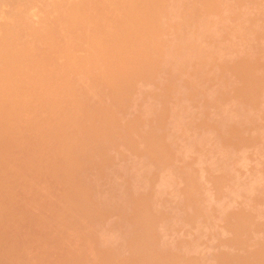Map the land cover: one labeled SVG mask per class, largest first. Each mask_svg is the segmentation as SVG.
I'll return each instance as SVG.
<instances>
[{"label": "rangeland", "instance_id": "obj_1", "mask_svg": "<svg viewBox=\"0 0 264 264\" xmlns=\"http://www.w3.org/2000/svg\"><path fill=\"white\" fill-rule=\"evenodd\" d=\"M56 1H59V0H56ZM114 1H116V2L119 1V3L117 4V9L116 10L115 9L112 10L110 8V4L113 3ZM157 1L159 3L160 2H164V8H163V10L165 11V13L166 12L169 13V16L166 17L165 20L166 21H169L170 24H175V26H177V27L180 26V27H178L180 30L177 29V27H173L172 29L175 30V32H172L171 33V31L169 30L171 34L169 33V31H167V33H169V35H166L165 34L161 38H163L164 36H167L168 38H171L173 33H174L173 35H176L175 34L176 33V30H179L178 32L182 33L181 32L182 29H183L182 25L184 24V22H183L182 25H176V24H181L180 22H182V20H183V18L185 16H186L184 18L185 21H186V18L187 17L189 18L190 21H192L190 23L191 26L193 24H196V26H198V27H196L195 25H193V27L190 26L194 30L197 28L200 31V30L203 29L202 27L199 28L200 25L204 27V25H206L207 23H209V25L208 24L207 25L208 26H210V24L212 25L211 26V28H212L211 29L212 30L211 32L212 33L214 32V35L215 36L213 35V38L211 37L212 39L209 38V40L208 39H205L206 42H204V37L205 36L204 37H200V39L203 38L202 39L203 41H201L199 39V37H198V38H196L197 39V42L199 43L201 41L202 42L201 43L202 45H203V42H204V45L207 47L205 49H208L207 51H203L204 52V55L203 56H206V55L210 54L211 52H213L212 53L213 61L212 60H211L212 62L210 61L209 68L212 67L213 65H215V66H218V69H219V66L224 65V66L227 67L228 71H226L225 73H221L222 76H220L221 74L219 75V72L215 71L216 72L215 75L216 76L219 75L218 77H215L214 71H210L209 68L208 69H204V70H199L200 67H201L200 64H198L199 65L198 66V65L195 64V61L196 60L195 61H192V63H191L189 61L190 59H188L189 63H188L187 68H186L187 71H185L186 69H183V71H185V72H182V75H179V71H182V70H179L180 68L178 69V67L180 65L182 66V64L185 61H183V63H181L180 60H177V61L180 62V65L177 66V68L175 67L176 68L175 71L177 69L179 70L178 71V75H176L177 72H176V74H173L175 71L173 72V70H172L174 68V67L172 68L173 64H174V66H176L175 65L176 61L172 60V61L175 62V63L173 62V64H172L171 62H169V61H171V58H170L169 61H168V59L167 60L165 59L166 62L165 63L163 62L164 63V66L167 65L166 64L167 62H168V64L169 63L172 64V65H169V66H171L172 69H170V67L167 65V67L169 68V70H172V71H169V70H167V71H169L170 73H172V75H174V76H178V78L176 77V81H177V79H179L178 80V85L179 84L180 85L179 86L176 85L177 88H175V87L174 88L176 89L175 92L177 91L176 93H178V90L177 89H178V87H180L179 88L180 89L179 91L181 92V94L180 93H179V95L176 94V93L173 94V92L172 93H169L170 95L173 94L174 97H176V95L178 96L176 98H172L173 97V95H172L171 98H172L173 101H171V98H169L170 97L169 95H162V93L165 92V88L168 87L169 85H171V83L169 84L167 81H165L167 78H170V77H168V75L166 76L165 73L167 71L163 67L161 70L163 71V69H164L166 72L159 71V73H160L159 75H161V73H164L165 75L164 74H162V75L166 76V78L161 75L162 76V78H161L162 80L161 81H165L169 85L164 84L165 83L164 82L163 85H165V86H159V87H165L163 89L164 91H162V90L160 91V92H162L160 95H162L163 97L164 96L165 97L166 96H169V97L168 98L167 97L166 98H159V99H161L160 102L162 101V103H163V101H165L166 99H167L166 102L168 100H170L171 102H174L173 104H175V105H181L182 102H184L185 104H183V107L185 108V110L184 109L183 110L184 111H187V109H188L190 111V116H191V114L195 115V117L193 115H192V117H190L189 116V111H187L188 112V115L185 116L184 111L180 110L181 108L178 107L179 108V111H182L183 112V115L181 114L180 117L182 116L184 118V116H185V117H189L190 119L192 118L191 121L194 120L193 121L194 122L193 124H195L194 126L196 127L194 129V126H192L193 127L192 128L191 127L192 124H190V128L191 129H194V130H190L189 129V131H186L184 129L186 131V133L188 134V136L190 137V138H188V140H186L187 137H186V139H184L186 133H185L184 130H183L184 131L183 132L181 129L182 128H185L188 125H186L187 124L186 122H185L186 124L183 122L184 121L183 118L181 117L182 119H180V120H183L182 123H184L186 126L185 127L183 126L180 129L181 131L178 130V133H177V128L174 127V125L178 124V122L180 123V121H177V118L178 117L177 118L176 117L174 118V120H176V123H174L175 121L174 122L172 121L173 124L167 122V121H169L167 119H170V117H168V115H167V119H165L166 118V114L169 113V112H165L166 110L169 111L168 109H170V113L172 114V112H171L172 109L171 108H168V106H167V104L169 105L170 102L169 103H166L165 102L166 104H162V106H164L163 109H162L160 107L161 106L160 105L161 103H159V100L158 101H156L157 99L153 100L155 98V95H156L157 98L160 96V95H157L160 92L157 91V89L159 90V88H157L156 85H162V82L161 81H159L160 84L158 83V80L160 79L161 76L159 77V79L158 78L155 79L157 82H155V80H153L155 83H157V84H155L153 82H148L149 80L154 79L151 76V75L154 76V74H151L150 77H149V75L148 76H145V77H149L151 79L146 80V78H145V81L146 82H144L143 78H144V75H146V74H141L143 76V78L141 80L140 79L141 78V75L139 73H138L139 74L138 75L139 78H138V76L136 77V75L133 73L135 75L134 78H136L135 81L138 84L137 85L136 84H132V85L128 84V85L134 86L133 89L137 86L136 87L137 92L135 93L136 90L134 91L132 89L135 94H132L133 91L130 92V94H128V93L127 94H122L120 96V98L124 101L125 104L121 103L122 106H119V103L117 102L116 103V104H118L117 106H114L113 105L115 107V109L117 107H119V109H120V107H121V110H119L121 112H119L117 110L120 114H122V116H121L118 112H117L118 114L116 113V110H114L115 111L114 112L112 110L114 107L111 106L112 104H115V103H112L111 104V102H114L112 99L115 98L114 100H117V97H116V95L114 93H116L117 91H118V93H120L119 90H117V87L115 88L117 91L116 92L114 91L113 94H111L112 91H110L112 89H110L109 91L107 89H105L106 91L110 92V95H108L109 94L108 92L106 93L108 96H106V94H104L105 93L104 90H102L104 92L103 94L105 95V96L103 95V97H101L102 94L100 95V92H102V91H94V93H97L96 95L92 91L93 88H97V90H98V85L97 84H99V86L102 87V85H103L102 82L104 81L103 83H105V79H107L106 82L108 81V83H110V85L109 84H105V86L106 85H107V87L108 86L109 87L111 86L114 89L115 85H114V87H113V84L111 85V81L113 79H115V77H113V79L111 80V78L114 75V73H112L113 75H111L110 72L100 73L99 70H98L97 71V74H95V76L93 78L96 81L98 79L99 80H102L104 78L102 80V82L100 81L102 85H100V83H98L99 80H98V82H93V80L91 78V80L93 82L91 85H92L93 88H91V90H88L86 87H88V84L90 85V83H91L90 80H89L90 83L88 82V84H87V83L83 82L84 79H82V81L80 80V78L77 79L79 76L80 77L82 76L81 78H84V76L81 75L82 74L81 72H77L76 71L77 68H78V64H73L71 66V69L72 70H75L76 77H77V78H75V76H74L73 79L79 80V81H77V87L80 86V85L78 86L79 82H80V84H82L81 82H83V84H85V86L83 84H82V86H84V88H86V90H88L89 94L90 93L94 94V96H93L92 94H90V95L87 94L86 93L87 91H85V93L83 92V94H87L88 95V96L87 95L86 96H87V98L90 101V105H91L90 106V109L92 107L91 113H90V111H89V113H87L89 115H87L86 113L84 114V115H86L87 118L88 117H91L94 113H95L94 115H96V113L99 114L100 113V110L103 113H105L106 110H108V111L111 110L112 113H116L117 115H119V116L116 115V117L120 118L121 120H119V121H122V122L121 123L118 122V119H117V120H114V122H112V124L114 125V127L116 125L114 123H117V122L119 124L118 126H120L121 124H124L123 126L126 125L127 128L126 127L125 128L124 127H121V128H124V130L126 129V131L130 127V129H128V131L130 130V136L133 135L132 132H134V134L137 136V138L135 139V135L133 136V138L136 141L133 138L129 137V133H126L122 129L123 132L126 133L125 136L128 135V137H129L130 140H128V138H125V139L128 140V141H130V143L133 142V140H134V142H136L135 145L137 143L139 144V146L142 145V147H143V151L142 152H144V150L147 151L148 150L147 148L148 147H151L150 146V143H149L147 145V148L146 147L144 148L145 143L147 144L148 142H151L152 141V139H149V138H153V139L155 138L156 131H154L155 132L154 133L153 131H151V129L152 130L153 129L154 130H157V128H159V126H161V124H159V123L161 121H163V119L160 118L164 114L163 112L166 113V114L163 115V117H164L165 120H167V121H165V120L163 121L164 123L166 122V125H164V127L167 128L170 124H172V125H170L171 131H170L169 135L172 134V133H176V134H174V137H175L176 135L179 134V132L181 133L180 134L181 137H177V139H176V137L174 138L172 135H171V138H169V136H166L165 135L166 132H164L165 129L162 130L164 132V134H163V132H158L157 131L159 133V135L161 134L160 136L162 137V139H163V136L164 137L166 136L169 141L172 138L175 139V140H171V142H173L174 145L172 143H170L167 139L164 140V143H166L168 145L170 143V149L169 150L166 149L165 150V153H163L160 150V148H158L160 150V152H161V154H160L159 150L157 151V147L156 148H149V150H151V151L153 149H156L155 151H152V152L147 151V152H149V154L146 152L147 153L146 155L152 156V157L149 156L150 158L153 159L152 161H151V159H148L149 157L146 158L145 153L140 152V149L142 150V147L141 148H138V144L136 145V147L134 145H132V146H134L132 148L133 150L131 149L132 150V155H133L134 152H136L139 149L138 152H136L134 154L138 157V155L140 156L139 153H142L143 155L141 154V156L143 157L145 155V157H144V158H146L145 160H147L148 162L150 160L151 166L154 167V168L153 167L149 168L150 170L148 169L149 171L153 170V172L151 173L152 177L155 174V176L157 175L156 177H159V178L161 177V179L164 180V183H162L161 186L158 185V184L156 185L157 186V189L159 188V190H160L159 194L156 195L155 193H158V192L157 191H155V192L153 191L154 189L156 190V186H155L154 189H152L153 186L151 187V185L152 184H155V182H156L155 179L157 180L158 178H156L154 176L155 179L153 178L154 179V181H153L151 179L152 177H151V175H150V173L148 171L147 173H149V178L146 177V180L147 179L148 180L150 179L149 181H151V185L149 187V185H147V183H145L146 184L145 186H147L149 188V191H148V188H147L146 189V192L147 193H150L151 192V193L150 194H147L146 193V196H145V192L143 191V188H144L143 187L144 186V181L143 180L144 179H142V178H144V177H142V176H146L148 174L145 173L146 171H143L142 169H140V172L142 171L143 173H145V175L141 174L142 176L141 175H139V176L141 177V179L143 181V184H142L143 185L142 186L143 188L141 190L144 193H140V191H139V194H136L138 192L134 193L133 192L134 191L133 189H132L133 190L132 191L130 188H126L125 187L126 184H129L128 186L130 187V183L132 181L131 179H133L131 177H133L134 175L137 176V174H139V170H135L138 165H141L143 163L142 164L143 167L142 166L139 167V168H143V169L148 168L149 167L148 165H150V164H148L146 162L147 163V166H148V167H146L145 166L146 163L144 162V160L141 159L143 162H140L141 160L139 161L138 159H136L135 158L136 156L134 157V156L131 155L132 157L131 158L129 157V153L131 154V152H130L131 151L130 150L131 144H127L126 145V143H128V142H126L124 144L125 145L124 148H126V149L124 150V148L122 149L123 145L120 146L118 144H122L123 141L125 142V139H123V141L120 140L122 143L120 141H119L120 143L117 142L118 143V144H116L117 145V148H118V146H120L121 149L120 148H118V149H119V152L122 151V153L119 154L118 151H117V153L119 154V156L117 155L118 157H114L115 155L112 153L111 150L109 151V149H110L109 147H108L109 148L108 149L109 152L105 151V150H107L106 147L107 146H110V145L107 144V146H106V144H105V148L106 149L103 148L104 147L103 146V144H104L103 142H105V140H106V139L105 140L103 139L104 140L102 142L103 143L102 144L103 147H100L101 144H96V146H94V148L96 147L97 152H99L98 150H100V152H101L102 151L101 149L103 148L102 153L104 155V152H105V155L104 156L103 155H100V154L97 155V153H96V156H95V151L96 150L94 151V148L92 146V142H90L92 140L88 141L89 147L92 146V147L89 148V150L91 151V149H92V151H94V154L91 153L92 154V159H91V154H90V156L88 155L89 156L88 158H90L89 161L92 162L93 158H95V157H97V159L99 161L100 159L98 157L101 158V156H103L105 158V160L102 157L103 158L102 161H106V157H108L107 158L108 161L109 160L111 161L112 159H114V160H112V163H113V161L115 163V160L117 158H119V157L122 158L123 157V156H120V155H124V158H125L126 157V154L128 153L127 154V157L129 159H127V160H130V161H125L127 157L125 158V160L122 158L123 161L121 159H118V161L116 160L117 161V164H118L117 165L118 167L115 165L116 168H114V169H115L116 172H117V170H121V173L123 171H125V170L128 169L129 171L128 170L127 171L130 172L129 174H132V175H131V177H129L130 175H128V178H127L126 177L127 174H125L126 176L123 174L125 176V178L123 176V178L125 180V185H124L122 183V182H124V180L120 177L122 175L121 173H119L121 175L119 176L118 179H113L114 176L116 178L118 176V175L117 176L114 175V173H109L107 176L104 175L105 173L107 174V172H106L107 170L112 169L110 171L111 172L114 171L113 170V167L110 165V164H112L111 162H108L107 163L108 165H110V167L108 166V169L106 168L104 174H102V175H99V173H100L101 170L98 171L96 168H94V171L97 170L96 172H98V173L96 174L95 172L94 173L92 172L93 173L92 175H94V176L95 175L96 176L99 175L101 178L103 176H105V179H101L99 177L101 180L98 178V180H100V181L99 182L98 181L97 182L95 181L96 184L98 185L95 188H97L98 190L96 189L97 192L94 191V190H92V189H91V191H88V193L92 192L91 193L92 195H90L91 196V198H90V201L91 202L89 200L88 201H85L84 200V202L82 203V207H84L85 202L93 203L94 204V207L96 206L95 205V201H96V203L98 205L101 202L104 203L105 200H104V197L101 196V194L104 195V196H106V194L109 193V191L111 189L114 190L111 187H114L115 186L114 188H116L119 185H120L119 187H121L122 185L119 184V182H121L124 185L123 187H125V190L126 189L127 190L129 189L132 192V194H128L127 193L128 194V200H127L128 202L129 201H132V200H130L131 195H132L131 198L134 199V201H132V203L135 204V205H133V208L131 206L132 203L131 202L129 203V204H131L130 206H131L132 210L134 212H136L137 210L141 211V209H143V210L145 209L143 212L142 211L141 212L138 211V215L139 214L141 215V213H142L141 219L143 220V222L144 223H145V221L147 222L145 224L144 223L141 224L142 230H143V228H145L142 225H146L150 221L153 222V226L155 225L154 223L156 222V220H157V222H156L157 224H161V223L164 224V223L167 222V224L169 223L168 226H171V227L175 224L174 228L172 227L174 230H172V231L171 230H168L170 232V234L172 233L171 235H169V232H166V230H165V232L168 233L166 235L164 233V229L162 230V228H160V225H157L156 224L155 227H152L155 230L157 229L156 232H155V234H157V236L158 235L159 236L163 235L164 237L166 236L165 239L168 242L167 245H170L169 247H166V248L171 249L170 247L173 246V244H175V242H176V246H178V249L175 251L176 253L173 252V250H172L174 248L171 249V251L173 252L172 253L170 250L168 251L167 249H165V248H163L161 246L162 243L163 244L165 243V245H166L165 240L161 244H158V246L160 245L162 247L161 248L159 246L160 247L159 249H161L160 250L161 252H163L164 250H167V253H166V251H165V253L163 252L162 254L161 253H158V255H160V256H158L159 257L158 259H160V261H162V264H163V260H165L164 261V264H165L168 261V258L170 257V255L172 256V254L173 255L175 254L177 256V257L176 256H174V257L172 256V258L170 257V259H169L168 262L173 261V264H175V263L176 264L177 263L179 264L180 263L179 262V259H180V261H182L183 260L182 258H184L185 260H187V262H188V260L192 259L193 261L190 260V263L192 261L193 264H221V263L222 264H226L222 260V256H224L225 253L227 254V252H228L227 255H229L230 252H232V254L233 253L234 254H237L234 257L235 259L236 258H240V259L243 258L244 259L245 256H243V255L246 254V258L248 260H249V258H252V259H250L251 262H249V264H252V263L255 264L256 261L255 262L252 261L253 260V257L254 258L257 257V254L259 253L258 250H260V248H261L260 246L264 247L261 244L264 241V230L263 231H259V230H262V229H259V226H261L262 224H263V226H261V228L264 229V117H263V115H264V85H260V80H259V79H262V77H264V0H216V8L214 10L219 9L220 11H222V13L219 14V15H216L217 13H215V12H210V15L208 13H206V15H205L204 12L205 11L208 12V11L205 10L204 5L201 3V1L199 2L197 0H183V1H181V2H183V6L181 5V3L176 6V4H174V1H172V0H160V1L157 0ZM63 2H64L63 3L64 5H65V2H66V4L68 6L67 5H65V6L66 7H69V4H71L73 2L77 3V0H65ZM68 2H70V3H68ZM42 4L43 3H41V4L38 3L39 6L38 5H35L36 7L33 6L32 7L33 9L31 8L32 10L31 11L29 10L31 16L34 17V18H32V19H31V17L29 18V16H28L29 12L27 13L28 21L30 22V19L33 21V24H31L32 27L36 23L35 24V27H33L32 30L38 28V29L44 31L46 29V26L48 28L49 27V23H51V21H50L51 19H49V16L50 17L51 16L53 17V15L56 14V12L54 13V11L53 12L51 11L52 14L50 12L48 13V11H44V8H45L44 6H46V5L43 6ZM124 4H125V0H91L90 3H89V5H88L89 8L87 9V11L83 12L79 16V18L77 19L78 20V23L81 24V25H83L84 28H79V26L78 27H72V25H71L70 28L66 27V28H68L67 29L68 32L70 30V33L63 32L61 35H58V34H60V32L65 31L64 29H62L63 27L61 28L62 25H60V28H61L62 31L60 30V32L56 35L57 36L55 38L56 41L61 44V47H63L64 50L69 51L70 56L72 55L71 56L72 59L74 58L75 61H77L76 58H78L79 55H81L83 53L86 54L88 52V48L86 49L87 42L85 43L86 45H84V43H83V45H81L82 42L79 43V41H81L82 39H80L78 37L82 34L83 29H85V30H93L94 27L97 25V23H100L101 22L103 24V23H105L107 21H115L116 19H120L119 17H120V15L122 13V10L124 9ZM40 6H42V7H40ZM179 6H182V7L178 8ZM50 7H52V6H50ZM10 8L11 7H9V9ZM42 8H43V11H41ZM6 11H9L7 9V7H6ZM55 17H56V15H55ZM188 18H187L186 23L188 22ZM33 19H36V20H33ZM53 19L52 20L55 21V18H53ZM45 20H49L50 22H47L46 23ZM116 21H118V20H116ZM44 22L46 24H48V25H46ZM203 22H205L206 24L204 23V25H202ZM54 24H56V23H54ZM187 24H189V23H187ZM64 26H66V25H64ZM183 26L185 27V24ZM187 26H189V25H186L185 31L183 29V32H185L187 35L185 33L184 34L182 33V34L185 35V36H187V37H190L191 35H189V33L191 34L193 29L190 30L191 32L188 31L189 33H187L186 30H189V28H190V27H188V29H187ZM181 27H182V29H181ZM56 28H57V25H56ZM206 28L208 29V31H210V29H209L210 27H206ZM207 29H206V31H207ZM57 30H54V31L58 32ZM203 30H202V32H203ZM27 32H28V35H27ZM27 32L26 31L24 32V33H26V36H28V37H26V39L29 38V37L30 38L31 37H34L32 35L33 34L32 32H30V31H27ZM211 32L209 34H211ZM24 33H23V35H24ZM65 33H67V35ZM196 33L194 32V34H196ZM204 33L207 36L206 32H204ZM30 34L32 36H29ZM70 34H73V40L70 39V37H71ZM182 34L180 36H182ZM192 36H193V34H192ZM143 37H142V39H145ZM173 37H175V36H173ZM176 37H175V40H178V41H175L173 38H171L170 41L171 40H174L175 41V44H177L176 42H178V44H179L178 36H176ZM194 37H196V36H194ZM22 39H24L26 41L25 37H23ZM122 39H119V40L122 41ZM164 39H167V38L164 37ZM164 39H162V40H164ZM196 39H194V40H196ZM198 39H199V41H198ZM29 40L27 39V41H26L27 42V47H28V44H29V48H30L31 47L30 45H32V43L34 42L33 43V45H34L33 46L34 47V50L33 51H36L37 52L35 54H40V55H43L44 54L45 55V53H47L49 55V53H51V55H49L48 57L51 56L52 58L53 57L55 58L56 53L59 51V46H57V45L56 46L58 47L57 48L58 51L55 52L54 51L55 47L51 51V49L53 47L52 48L49 47L48 44H46V43H44L42 41H39L38 39L36 40V39L31 38ZM124 40L127 41V42L128 41H131L130 38L123 39V41ZM167 40H166V44L168 42ZM23 41H21V43ZM31 41H32V43L30 44ZM120 41H119V43H120ZM123 41H122V43H123ZM125 41H124V44L126 43ZM174 41H171L172 46L169 44L170 42H168V45H170L171 47H173ZM16 43H20V40H19V42L16 41ZM164 43H165V40H164ZM207 43H208V45H206ZM13 44H11V46H9L8 47V50H7L8 51L7 53L10 56L12 55V57L15 54L18 55V53H15V52L18 51L19 49L16 50V48L21 47L20 46L21 44H19V45L17 44L18 47H16V44H14V45ZM201 44L199 43V45H201ZM24 45L22 43V47ZM80 45L83 46V47H85L84 48L85 51L83 50V48L80 47ZM204 45H203V50H204V47H205ZM178 46L179 45H176V46L174 45V49L176 48V50H177ZM216 47H220L219 50H217L218 48H216ZM32 48H30V50H32ZM149 48H148V50H149ZM22 49L19 50L18 52H20V51H24V52L27 51V50H24V49L22 50ZM171 50H173V48ZM132 51H134V46L132 44H127V45L123 46L120 49V52L119 53H121L120 54L121 56H124V55L132 56L133 55ZM89 52H90V50H89ZM205 52H206V54H205ZM129 53L131 55H128ZM174 54L177 55L176 53H174ZM174 54H172V55L175 56ZM241 54H243L242 56L246 57L250 61V63L253 64V69H255L254 70L255 73L254 72H251L250 75L247 74V77L249 76L248 82L251 80L250 83H249L250 85H248V86H250V88H252V92L253 93L250 92L251 93L250 94L248 92V94H250V95H248V94H245V95H248L249 96L248 98L251 99V101L248 98L246 99L247 96L245 97V100H243L242 102L240 100H242L244 98H241L238 101H240L242 103V105H243V102L246 101V100H249L248 101L250 103L249 105H251L252 101H253V104H255V106H256V104L258 105V108H257L258 111L255 110V108H253L254 107L253 105H252V108L250 106V108L252 110H255L256 116L254 117V115H253L254 119L248 120V122H246V123H244L245 121H247V119H245V118H253V117H251L252 115L249 116V114H252L254 111H252V113H250L251 112V109H249L250 112H248L249 110L246 109L247 107H246V105H245L246 103H245L243 105L245 107H242V108H243V111L248 110L247 111L248 112L247 115L249 117L247 115H245V112L241 111L242 113H244L243 116H245V117H242V115H239V113H237L241 118H244V119H241L240 117H238L235 114L236 111L240 112L239 110H241V107H238L239 106L238 104H240V102L238 103L237 100L236 101L233 100V96L237 94V92L235 91L236 84L239 85L236 88H238V87L241 88L242 87V84H243L242 81H241L242 83L239 82V76H243V75L238 74V71H237V67H238L239 62H240L239 59H240V57H242ZM40 55H38L39 56V59H40V57H43V56H40ZM61 55H63V53H61L60 56ZM57 56L59 57V55H57ZM64 56H65V54L62 57H60V58L57 57L59 60H61V61H59V60L58 61L59 62H62L64 60V58H63ZM70 56H68L69 59H67L68 57L65 58L66 63H68L67 61L70 60V58H71ZM89 56H84L83 58H88ZM1 58H0V62H1ZM123 58L125 59V57H123ZM128 58H130V57H127L126 59H128ZM2 59L5 61L4 68H6L5 69L6 70L5 71L6 74L8 73V71L9 72L10 71L16 72L14 74H16L17 76L19 74V77L18 78L16 77L18 79L16 82H17V85L19 84V87L16 86V89L18 88V90H19V88H20V94H18L19 91L16 92V90H15V92L17 94V96L14 95V96H16L15 99L17 98V100H19L22 103V105H23V103L27 104L28 107L30 106L29 105L30 102H32L33 104L31 106H34L35 109L37 108L36 110H39V112L41 113L40 115L41 116H44L45 114L42 115L43 114L42 111L43 112H44V110L47 111V108L45 109V107L48 104H46V103H49L47 101H50L49 99L45 98V96L48 97L47 95L49 93H47L45 95V93L48 92V91H46L47 89H44L45 85H44V87H41V91L39 90L40 87L38 88V90H36L37 89L36 85H38V86L41 85L42 86L43 84L47 83L46 80L44 81L45 83H43V80H42V79L46 78V76H44V78L40 79V81L42 80L41 81L42 83L39 82V81L37 82V83H41V84H37L36 83V80H39V79H36L35 78V76L37 74L40 75V74H42L44 72L43 69H42V72L40 71L41 73H38L37 72V74L35 73V76L33 75L34 78H35V84L32 82V81H34L33 79H32V81H30L36 87V89H33V88H30V87H33V86L30 85V82H29V79L31 80V77L33 78V76L30 73L27 75V70H28L29 67H31L30 64H29V67L27 66L28 68H25L24 71L22 72V74L20 75L21 72H19L17 74V71L18 70L15 71L16 70L15 67L18 66L17 68H19V70H21L22 69L20 67L21 64L16 65V66H15V64L12 65V63L9 64V62L11 60H10V58H8V62H7V65H6V60L7 59H5L4 57ZM39 59L36 58V61L38 62V65L36 63L37 67L38 66L41 67V65L43 64L42 63L43 61L41 62V60H39ZM79 59H82V57L79 58ZM38 60L42 64H40V62ZM183 60H185V59H183ZM193 60H194V58H193ZM55 62H57V61H54V64L56 65ZM59 62H57V63L59 64ZM179 62H177V63L179 64ZM62 63H65V61H63ZM60 66L62 68L64 65L61 64ZM66 66H68V65H66ZM196 67L198 68V71L197 70L196 71L193 70V69H197ZM201 69H203V68L201 67ZM30 70H32V69H29L28 72H30ZM57 70H59V69H57ZM36 71H33V73L36 72ZM60 71H59V74H57L59 76V77L57 76V78H60V75H63V74H60L61 73ZM24 72H26V74ZM47 72H48V76H49V71H47ZM73 72L70 71L71 75H72ZM10 73H8V75H11V74L14 75L13 73H11V74ZM74 73H73V75H75ZM78 73H80V74L78 75ZM50 74H51V72H50ZM45 75H47V74L45 73ZM157 75L158 74L156 73L155 76H157ZM28 76H31V77L29 78ZM85 77H86V75H85ZM128 78L130 80V78H133V77L128 76ZM128 78H127V82L124 80L126 83H129L128 82ZM171 79H172V77H171ZM86 80H88L87 77H86L85 81ZM173 80L175 81V77H174ZM245 80L247 82V79L246 78H245ZM141 81H143V82H141ZM176 81L173 82L174 84L172 83V85L175 86ZM57 82L60 83V80L57 81ZM130 82L131 83H134L133 79H131ZM246 82H245V84H247ZM94 83H97L96 84L97 87H96V85ZM214 83L216 85L215 87H213ZM26 84H29L30 85L28 87V88H30V89H28V92L31 89H33V91H35V93H36V91H40L42 93V91L45 90L44 91L45 93L44 92L42 93L45 96L44 97H43V95H40L39 96V94H38L36 96H39V97H35L34 96V98H31V97H33V96H31L32 93L29 94V95H27L28 93L27 94H23V91L21 89H22V87H26L25 86ZM50 84L51 83H49V86H53V85L55 86V84H53V83H52L53 85L52 84L50 85ZM93 84L95 86H93ZM118 84H121V83L119 82ZM245 84H244V86H245ZM210 85H211V87H210ZM240 85H241V87H240ZM54 86L52 87L53 90H55V87L57 88V85L55 87ZM105 86H103V87L105 88ZM47 87L48 86L46 85V88ZM101 87H99V88H101ZM208 87H209V89H211L213 87L212 90L214 92L211 91V90H209V92H207ZM48 88H51V87H48ZM88 88L90 89V87H88ZM82 89L83 88L80 87L79 90H82ZM101 89H103V88H101ZM25 90H27V89L25 88L24 89V92H25ZM58 91H59V94H60L59 88H58ZM223 91H225V92L227 91L229 94L226 92L224 94L225 96L224 95L222 96L221 92H223ZM31 92H32V90H31ZM98 92H99V95H98ZM154 92H156V93H154ZM35 93H33V95H35ZM37 93H39V92H37ZM52 94H54V92ZM52 94H50L49 96H51ZM148 94L150 95V97H152V98L154 97V98L153 99L152 98L151 99L148 98V96H147ZM151 94H153L154 96L151 95ZM226 94H227V96H226ZM56 95H58L57 92H56ZM180 95H181V99L184 96V98H183L184 100L182 99V101H179V103L181 102V104H178V101L175 102L174 99L177 100V98H178V100H179L180 99L179 98ZM251 95H252V98H254V99L250 98ZM90 96L91 97L93 96V97L90 98ZM113 96H115V97H113ZM208 97H211L213 103H212V106H210V105H208V103H206L207 106H208V107H206L205 106L206 104H205V100L204 99L207 100ZM202 98H204V99H202ZM46 99H47V101H46ZM3 100L4 99H2L0 102H3ZM213 100L215 101V104H214V101ZM155 101H156V103L157 102L159 103V106L158 107H160V110H158V107H156V108H157L158 111H162L161 112L162 115L160 114V117H157L158 119L160 118L159 119V122H157L158 120L156 119L155 116L150 115V114H147V116L148 115L151 116V117L148 116L149 119H147V121H149L150 124H152V125L153 124L154 125H157L155 123H158L159 124V126L157 128H156V126L155 127L153 126L152 128H149L152 125L148 124V125H150V126H148L146 124L148 122H144L142 119L145 118V120H146L147 117H143V116L147 112L148 113L151 112V110H148V109H151L152 108V106H153L152 104H154ZM5 102L6 101H4V103ZM86 102H87V100H86ZM210 102H211V100L209 101V103ZM87 103H86V105H87ZM156 103H155L154 106H156L158 104V103L157 104ZM170 104H172V103H170ZM0 105H1L0 106V184H2V186H0L1 187L0 188V192L3 191L4 188H7L8 189V190L7 189L4 190L5 193H4V191L2 193H0V205L1 206L3 205V207H2L3 209L0 207L1 208L0 209V212H1V210L3 211V213L2 212L0 213V215L3 214L2 216H0L1 217L0 218V234L3 233L2 232V229L3 230H4V228L7 229L6 227H8L9 225H11L10 227H8L9 228L8 230H6V231L4 230L7 233L4 232L5 233V234L3 233L4 235H0V252L2 251L3 253H5L6 254L5 257L7 255L9 256V254H7V253H13V252H15L14 253V255H15L14 257H16V258L13 257V259H16V260H15V263L14 264H28L29 262L31 264H44V263L45 264L46 263L47 264H76L77 261L79 260V258H78L79 255L80 256L82 255L83 257L80 258V261H78V264L80 262H81L80 264H85V263L86 264H90L91 262H92L91 264H120V263L121 264H126V263L127 264H130L131 261H134L135 262L137 258L140 261V258H139L140 256L138 257V255H135L134 253H131V254H134L135 256L129 254L130 253L129 248H128V250H129V252H128L127 248H125L123 246L124 244L126 246V243H124L122 245V243L125 242V241H127L128 239L127 240H123V242H121L122 240H120V239L117 238V236L119 238L124 237V236H119V233H120L119 231L120 230H121V232L123 231V229H119L120 227H122V226L125 227V230L126 231H128L129 228L127 229V227H128L127 224H126L127 227L124 226V224L126 223V220L125 219H124L125 221L122 220L123 221V225L121 223L119 225V227H117L118 224L116 225V223L114 224V222L118 221L119 219L121 220V218H124V216H127L130 213L132 215H135L137 213V212L136 213H132L133 211L129 212L131 210V208H130V210L128 209V211L126 209H124L125 207L128 208V206H129L128 204H127V206H124V208H122V209L126 210L129 213H127V214L124 215L122 213H124L125 211L122 210L123 212L121 214L123 216L121 215L122 216L121 217L120 214H119V212H121V210H119V212L116 211V209L118 208L117 207L118 205H117L116 202H118L120 200L122 201V199L126 201V197H125V195L122 192L121 193L124 196L122 195L123 197L122 196H121L122 198L120 197V195H121V193L119 191L120 188L119 189L117 188L118 191L114 193V194H116V193L118 194V192H119L120 195L119 196L118 195H116V196L113 195V198L114 197L115 198L116 197H120V200L114 199L115 201H113V200L112 201H109V204L107 202V205L108 206L110 205V202L111 203L112 202H115L116 203L115 205H117V206H115V207H117V208H114L115 209L114 211H112V207L109 208L111 210H107V208H108L107 205H106L107 208L105 206L104 207L101 206L102 208H105L106 210L102 211V209H101V211H100L99 208H101V207L97 205L99 208L98 207H95L97 209V211H95V212L98 213V211H99L100 213L99 214H96L95 213L96 214L95 215L94 214V210H92L93 204L90 205L91 206V210H90V207H87V206H89V204H87V203H86L87 206L85 205L87 208H85V207L82 208L80 205H77V206L72 205L76 209H80V212L82 210H85V212L87 214L86 215H83V217L88 216V214H89L88 211H90V212L92 211L93 212V215H95V217H93L91 214L90 215L94 219L98 215L99 216L101 215L103 217H106L107 218L106 222L104 221L105 218L103 219V217H97V219L99 220L100 218H102L103 220H101V221H104L103 223L106 225V228H111L110 230H108V229L106 230V228H103V230H101L102 229L101 228L102 225H101V227H100L101 229H100L99 227H97V223H96V226L95 227L93 225H90V224L88 225L87 221H84V220H87V219H84L82 216H80L79 217L80 219H78L77 218L78 216H76L77 215L76 214L77 212L74 209V207L71 208L68 205L64 206L65 205V203H64L65 200H63V202L61 203V197H60V195H61L62 186L60 185L61 182H58L59 181L58 180V176H60V175L62 176V173L60 175L58 173L60 172L59 170H61V169L65 170V169H64V166L63 167L61 166L63 163H60L61 161H59L57 159V157H56V160L54 159V156L55 155L51 156V157H53L51 159H49L50 156L48 155L49 153L51 155V153L53 154V153H55L57 151H54L53 150V144H50L49 143V144H47L45 146H44V144L43 145H40L42 142L39 143V140L41 141L42 139L40 138V135L39 134H38L39 135L38 136L39 138L36 137V135H37L36 133L40 132V131H38L39 130V127L40 126L42 127L44 124L42 125L41 123H39L40 126L39 125H36V126H38V128L35 127V129H34L33 128V125L36 124V123H34V124L32 123V125H31L32 127H30V125L28 123L31 122V119H32L33 115L31 113L32 116L30 117V111H29V109L27 110V111H29V115H28V112H26V113L24 112L23 113V110L26 111L25 109L28 108L27 106H25L24 109H21V107L19 108V109L22 110V114H19L18 115V112H16L17 115H13L14 113H11V111L14 108V106L11 109L12 105L8 104L9 106L7 107L8 108L7 109L5 107L6 105H2L1 103H0ZM107 105H109V106H107ZM175 105H172V106L169 105V107H173V106L175 107ZM236 105H238V106H236ZM242 105L240 104V106H242ZM19 106H18V103H17V107H19ZM88 106H89V103H88ZM234 106H235V108H234ZM247 106H248V103H247ZM17 107L15 108L16 111H18L17 110L18 109ZM109 107H111V108L109 109ZM165 107H167V108H165ZM174 107H173V110L175 109ZM180 107H182V105ZM237 107L240 108V109L238 110ZM86 108H89V107H86ZM97 108H98L99 111L97 110ZM104 108H106V110H103ZM154 108L155 107H153V109ZM178 108L175 109V110H177V112H178ZM9 109H11V111ZM15 109L13 110V112H15ZM31 109H33V107H31ZM93 109H96L98 112L94 111L92 113V110ZM235 109H237V110L235 112H233V110H235ZM36 110L33 111V112H35V114L36 113L38 114L39 112H36ZM88 110L85 109L84 111L88 112ZM155 110L156 109H154L152 111L155 112ZM175 110H174V112H175ZM108 111H107V113H108ZM154 112L153 113L151 112V113L154 114ZM44 113H47V112H44ZM109 113H111V112H109ZM157 113L159 114V112H157ZM179 113H175V114L178 115ZM158 114L155 113V115H158ZM175 114L174 115L172 114V116H175ZM54 115H55V113H54ZM54 115L52 116V118L54 117ZM56 115H55V117H56ZM84 115H82V116H84ZM169 116H171V115H169ZM84 117H82V118H84ZM86 117L83 120V123L81 121L82 124H84V121L86 120ZM92 117H98V116H92ZM215 118H219L218 120H220V123L222 124L220 126L221 128H222V126L228 124V126H226V127H228V130L229 131L228 132H225V130H224L225 135H221L223 132L222 133L219 132V134L221 135V137H220V135L218 136L217 134L214 135L215 134V131L217 130L216 129V126L217 125H214V124H216V120H214L215 122L213 121V119H215ZM29 119H30V122L28 121ZM150 119H152V121ZM154 119H156L157 121L154 122L153 121ZM190 119L189 120L188 119L186 120V121H188V124H189ZM210 119H212L210 122L214 123L213 125H212V123H209V120ZM221 119H222L223 122L226 121L227 124L225 123L223 125ZM237 120L240 121V123H241V120L242 121L245 120V121L243 122L244 124L240 127V126H238L236 124V123H238ZM90 121H88L89 124L86 125L88 127L89 131L91 132V133L88 132L89 134L93 135L92 132L96 133V131L99 132V131H102L104 129L102 127V126H104V125H102V122H100V121H97V122L95 121L94 122L93 119L90 120ZM12 122H19V124H18L17 127H15V126L13 127V125H17V124L16 123L13 124ZM86 122L87 121H85V123ZM151 122H154V123H151ZM170 122H171V120H170ZM10 123H12V126H11ZM20 123H23L24 126L26 124H28L29 127L27 125V128H29L30 131L27 130V128H26V130L28 132H26V133H25V131H23V133L22 132L20 133V132L17 131L15 133H12L10 135V137H11L10 138L9 135H8L9 132H7V130H9V128H8L9 125L8 124H10L11 128L12 127L13 128H19ZM182 123H181V125H184ZM208 123H209V125H207ZM217 123H218V121H217ZM163 124H162V126H163ZM241 124H239V125H241ZM113 125H112V127L111 126L110 127L113 128ZM86 126L82 125V128L83 127H86ZM207 126H209V127L213 126L214 127V129H210L209 130L210 133L213 132V134H209L208 132H207L208 134L205 133L206 132L205 129L208 128ZM20 127H22V126H20ZM41 127H40V130H41ZM176 127H178V126L176 125ZM229 127L230 128L234 127V128H232L233 129L232 130ZM13 128H12V130H14ZM30 128H33V130H31ZM43 128H44V126H43ZM82 128H81V131H82V134H83V132L86 131V128H85V130H83ZM111 128H110V131H111ZM116 128L119 129V130H121V128H118V127H116ZM170 128H167L166 131L169 130ZM187 128H189V127H187ZM197 128H198V130H197ZM236 128H237V130H236ZM255 128H259V129L256 130L255 132H253L255 130ZM113 129H115V128H113ZM113 129H112V131H114ZM161 129L159 128L158 130H161ZM223 129H226L227 130V128H225V126H224V128H222L221 131H223ZM240 129L242 131V135H241V136H243V138L241 137L242 139L241 138L240 139L238 138L240 135H235V134H241V132H239ZM4 130H6L4 132V134L6 135V132H7V135L9 137V138L8 137H6V138L8 140H11V142L9 141L10 143L7 142L8 140L5 141L6 139H5V136L3 134V131ZM12 130H10V131L12 132ZM19 131H22V130H19ZM217 131H219V130H217ZM217 131H216V133H217ZM231 131H233V132H231ZM234 131H236V132L238 131L239 133L238 132L235 133ZM230 132L233 134V136H235V137L238 136V137H236V139H234V140H233V137H232V139H231L232 141H230V138L232 136V134ZM86 133H87V131H86ZM86 133H84L83 135L85 136ZM153 133H154V137L153 136L151 137V135ZM158 133H156V134H158ZM226 133L227 134L230 133V135H226ZM258 134H261V135H258ZM95 135H93V137ZM255 135L260 136V137L262 136L263 137V138H261L262 140H259L260 137L257 138V136H255ZM182 136L184 138H182ZM214 136L215 137L218 136V137L221 138V139H218L216 137L217 138V141L218 140L219 141L220 140L221 141L223 140L222 142L223 143L225 142V143L224 144H221L219 142L217 143V141L214 140V138H215ZM86 137H88V136H86ZM222 137L224 139H226V138L227 139L224 140V139H222ZM228 137H229V139H228ZM254 137L257 138V139L255 138L256 139L255 141H254ZM237 138L240 140L241 143H239L237 141L238 140ZM148 139L150 141H147ZM227 140L230 141V143H226ZM257 140L260 141V142H257ZM165 141H168V142H165ZM232 142H235V144L236 143H238V144L236 146H235V144L233 145V147L235 146L236 148H233L231 146L232 149H230L231 147H229V145ZM140 143H141V145H140ZM56 144H57V142H56ZM56 144H54V147L56 146V148L58 147V149H59L60 145L57 144L58 145L57 146ZM220 144L223 145V148H222V146ZM97 145H99V148H101V149H98V146ZM116 145L114 146L115 148H116ZM128 145H129L130 148L127 147ZM171 145H173V146H171ZM227 145H228L229 148L227 147ZM154 146H152V147H154ZM158 146H161V145L159 144ZM172 147H173V149H171ZM56 148H55V150H56ZM113 148H111V149H113ZM128 148H129L130 151H126ZM134 148H136L137 150H135ZM116 149H115V152H116ZM51 150H53L54 152H52ZM6 151L7 152L10 151V153H12L11 155H14L15 156V158H14V156H11L10 158L13 157L16 160H12V161L10 160L9 161V159L6 157V156H8L7 155L8 153L6 154ZM125 151H126V153H123ZM60 152L64 153L61 150H59L57 153L59 154ZM153 152L154 153H158V156H157V154H153ZM57 153H55V154L57 155ZM106 153L108 154L107 156H106ZM110 154L113 155V156H111ZM47 159H49V160H47ZM52 159H54V160H52ZM97 159H96V161H97ZM102 161L100 160V162H102ZM139 162L141 164H139ZM171 162H172V164L174 162V166L171 165V167H170V164H168V163H171ZM131 163H133L134 166H135V163H137L136 168L133 166L134 169H131V168L129 169L128 167H130V166L133 165ZM152 164H157V165L154 166ZM185 164H187L189 166V169L188 170L190 171V173L193 172L192 174H189L188 173V170L186 172V169H187L188 166H186V169H185V167H184ZM157 166H158V168H157ZM60 167H62V168L60 169ZM192 168L194 169V171H192L193 170ZM90 169L92 170L91 167L88 170H90ZM123 169H125V170H123ZM183 169H185V175L183 174L184 173L183 172ZM190 169H192V170H190ZM136 171H138V173ZM179 171L181 172L180 174H178ZM85 172L88 173V171H85ZM135 172H136V174H135ZM194 172H195V175L196 176H194ZM186 173H187V177H188L187 179L188 180L186 179ZM90 174H91V172H90ZM74 175H76V174H74ZM87 175L88 176H85V174H84L85 177H89V174H87ZM179 175H180V177H177ZM191 175H193V176L191 177ZM80 176L83 177V175H80L79 174V177ZM135 176H134V178L136 179L137 177H135ZM181 176L184 177L183 180L180 179ZM197 176L200 179V181L198 180ZM108 177L109 178H112L113 180L111 179V181H110L108 179ZM91 178L93 179V177H91ZM94 178H96V180H97V177H94ZM192 178H196L199 182H201V184L195 182L194 181L195 179L193 180ZM218 178H220V179H218ZM127 179H129V180H127ZM184 179L187 180L186 181L187 184L185 183V180ZM189 179L191 181L190 183H192L194 181V184L195 185L196 184L201 185V186H198L197 185V187H196V189L199 188L197 190L198 192L201 191L200 198L203 197L201 199L202 201L200 203L198 202L199 204L197 203V205L200 206L201 209L203 207L204 210L206 209L208 212H206V211L205 212H201V209H199V207L197 208L195 206L196 209L195 210H192V212H194V211L196 212V210L198 212L192 213L193 215L191 214L190 211H188V212H190L191 215L189 213H187V210H190V209H185V208H187L189 205H190V208H191V206L195 203L194 201L196 200V198H198L197 200H200L199 199V193L200 192L198 194H195L196 196L195 195L194 196L192 195L193 194V193H191L192 190H190L191 185L188 184ZM146 180H145V182H148ZM163 180H162V182H163ZM169 180H170V182H169ZM84 181H85V179H84ZM134 181L135 180H133V182ZM139 181H140V179H139ZM142 181H141V183H142ZM159 181H161V180H159ZM165 181H167V182H165ZM85 182H87V181H85ZM85 182H83L82 185L86 184ZM95 182L94 181L92 182L90 180L88 183L89 184L91 183L92 186H90L91 184L89 186L93 188L94 187L93 185H95L94 184ZM126 182H128V183H126ZM215 182H217V183H215ZM218 182H219V185L217 187ZM223 182H224V184L221 185ZM116 184H118V185L116 186ZM137 184H139V182ZM185 184H186V187H188L190 185L189 189L187 188L188 190H190L189 192L186 189V187L184 186ZM134 185H136V183ZM89 186H87L88 188L85 187V186H83V188H86L85 190H89V188H90ZM131 186L134 187L132 184H131ZM136 186L137 187H141V184H140V186H138V185H136ZM2 187H4V188L2 189ZM123 187H121V188L124 191V188ZM137 187H135V188H137ZM254 187L255 188H259V189L257 190ZM95 188H93V189H95ZM150 188L152 189V191H153L154 194H152V191L150 190ZM176 188L177 189H180V190H181V188L182 189L184 188L183 190L186 189L185 191H187V192L182 191V190L181 191L179 190L178 192H176L177 191ZM253 189H255V190H253ZM6 190H7V192H6ZM93 191H94V193H97V194L93 195ZM126 192H124V193H126ZM131 192L129 191V193H131ZM85 193H86V195H88L87 192H85ZM175 193L176 194H178V193H183L184 194L185 193L186 196L185 195L183 196V194L182 195L181 194H178V196L181 195L182 198L184 197L183 199H180L179 198L181 200V201H179V199L176 200V196L177 195ZM133 194L136 195V196H133ZM140 194H142V196ZM143 194H144V196H143ZM110 195H111V193H109V196ZM129 195H130V197H129ZM138 195H140V196H138ZM148 195H150V197L153 195L150 201L149 200H147V201L145 200L146 197H147V199L149 198ZM190 195H192V196H190ZM109 196H107V197L109 198ZM174 196H175V198H174ZM187 196H190L187 199L188 202H189V205H187L188 202H186V204H185L186 207L183 208V206H182V208L184 209V211L186 210V213L184 211L183 212L185 213L186 216L188 214V216H187L188 220L191 219L192 216H196V215L199 214V212H201V214H199L200 217H197L200 222L199 221H196L195 222L194 220H197V219L194 217V220H192L193 218L191 219V221L192 222L194 221V223H192L191 221L187 223L186 221H188V220H186L187 219V218H185L186 216L184 215L185 217H182V215L184 213L181 212L182 210L181 211L179 210V209H181V206L178 205V203H176V201L185 203V201H187L185 199V197L187 198ZM107 197L105 199H107ZM111 197L112 196H110V200H111ZM124 197H125V199H124ZM140 197H141V199H144L143 202H141ZM192 197H195V200ZM93 198H94V200H92ZM138 198L140 199V201H139V203L141 202L140 204L138 203V200H139ZM100 199L102 200L101 202L98 201ZM182 200H184V201H182ZM197 200H196V202H197ZM144 201H146L147 203L145 202L146 203L145 204ZM124 202L122 201V204L123 205L126 204V202L125 203ZM183 203H181V204L183 205ZM104 204H106V203H104ZM120 204H121V202H119V207L120 206L122 207L123 205L122 204L120 205ZM151 204L154 207H152ZM200 204L202 205V207H201ZM136 205H137V207H136ZM138 205H142V206L140 207ZM179 206H180V208H179ZM79 207H81V208H79ZM139 207L141 209H138ZM192 207H194V206H192ZM146 208L147 209L149 208V210H148L149 213L147 212V209ZM153 210H155L156 213ZM204 210H202V211H204ZM157 211H159V215H158L159 218H160V215L163 216V218L170 217V219H172L175 223L172 220H170L169 218L168 219L170 221L167 219L169 222L167 220H166V222H165V220H164V222H162L163 218H161L162 219V220H160L161 223H159V220H158L159 218L156 216L158 214ZM165 211L166 212L169 211V213H171L172 215L170 214L168 216V214H166ZM85 212H81V214L82 213L85 214ZM103 212L106 215L105 214L103 215L102 214ZM150 212H151V214L153 216H154V214L152 212H154L155 213V216L154 217L151 216L150 215ZM160 212H162V213L160 214ZM242 212L245 213L244 216H248V218L250 220H251L250 217L253 216V220L254 221L253 220H251V221L253 223L256 222V224L253 225L251 223V224L247 225V227L249 226L248 229L246 228V234L247 235L246 234L244 236H243V234L238 235V236H240L241 239L239 238V240H236V239H238V236L236 234V239H235L236 241L233 240L234 242H237L238 241V245L235 243V245L237 246V248H236L235 245H234V242H232V237L234 239V236H232V235H233V233L235 235V231L237 229L235 226H237V227L240 226V225H236V224H238V222L240 224L242 223L241 222V217H240V215H241ZM249 212L251 213V215H249L250 214ZM207 213H208L207 216H209V217L205 216V218H206L205 219L204 216H203V214L205 215ZM227 213H228V215H227ZM236 213H237V217H236ZM145 214H148L147 216H149L150 218L151 217L153 219L155 217L156 218L154 220L150 219V221H149V218H146L147 216ZM233 214H235V215L233 216ZM238 214H240L239 217H238ZM164 215H166V216L164 217ZM231 215L233 216L234 219L231 217ZM259 215L261 216V219H260V216ZM91 216L89 217V221L92 220V219H90ZM142 216H143V218H142ZM241 216H243V215H241ZM127 217H130V216L128 215ZM201 217H202V219L200 220ZM254 217L257 218V219H254ZM12 218L13 219L15 218V219L14 220H11ZM76 218H77V220H76ZM230 218H232V219H230ZM237 218L240 219V221H238ZM235 219H236V221H235ZM7 220H9V221H11L13 223L10 224L11 222H7ZM78 220H81V222L84 221L85 222V226L86 225L87 226H93V228H92L93 230H95L94 228H96V229L98 228L99 229V232L97 230H95L96 231L95 234L94 233L92 234V232H91V234H88L87 231H89L88 230L89 228L87 229V227H84L83 226L84 224L79 223ZM96 221H97L96 219L93 220V222H96ZM120 222L118 221V223H120ZM170 222L172 224H170ZM228 222H230V223H228ZM260 222H261V224H260ZM5 223H6V225H7V223H9V225L6 226V225H4ZM101 223H99L98 225H100ZM233 223H236V224L234 225ZM92 224H94V223H92ZM104 224H103V226L105 227ZM112 224L113 225H116V226L112 227ZM150 224L151 223H149L146 227H149L150 228ZM162 224H161V226H162ZM229 224H230V226H229ZM227 225H228V227H227ZM3 226H5V227H3ZM157 226H158V228H156ZM113 228H115V229L118 228V229L116 231L115 229L112 230ZM133 228L134 227L131 228L132 231H133ZM159 228L161 229V231H160L161 233L160 234L157 233V231L159 232V230H160ZM164 228H166V227H164ZM172 228L169 227L168 229H172ZM228 228H229V230L231 228V230L233 231V233L231 235H230V233L232 231L231 230L229 231ZM250 228H252L251 231H253V233L251 232V235L253 236V238L249 234L250 233L249 232L250 231ZM92 229H90V230H92ZM104 230H106V232H104ZM162 231H163V233H162ZM124 232L123 233H120V234L124 235ZM127 233L125 235H128ZM87 234H88V236H86ZM246 236H248L250 238V240H252V241L251 242H250V240L249 241H246V240H248V237H246ZM158 237H156V238L159 239ZM164 237H162V238L164 239ZM242 237H243V239H242ZM126 238L127 237L125 236L124 239H126ZM121 239H123V238H121ZM117 240L120 241V243H118V244H120L121 247L116 242H114V241H117ZM159 240H157V241H159ZM157 241H156V243H157ZM169 241L170 242L173 241V243L171 242L172 245L169 244ZM227 241L228 242H231L232 244H229V245H232L234 247L228 246L227 245L228 244ZM241 241H244L246 243V244H244V242L242 243V244H244V246L249 245V243H252V245L250 244V246H248L247 249H246L245 247H243V245H241ZM115 243H116V245H115ZM177 243H179V244L177 245ZM258 244H259V246H258ZM263 244H264V242H263ZM22 245L25 246V247L23 248ZM90 245L93 246V247L95 246L94 249L91 248V250H93V252L91 250H89L90 247H91ZM117 245H118L117 248L120 247V249H119L120 252L123 250L122 247L125 248L124 249L125 251L123 250L124 253L123 252H121V253L124 254V255L126 254L125 256L127 258L124 255H121L123 257L119 256L118 257L119 260H118L117 256H118V254L120 255V253H119V251H118L117 248H115L117 250V252L114 249L116 253H114L113 255H115L117 253L118 254L114 256L115 258L112 256V253L114 252L113 251V248L115 246H117ZM239 245H241V248L242 249L245 248L246 250H248V252H246V250H244L243 251L244 254H243L242 250L240 248H238ZM98 246H100L99 247L100 250H98ZM96 247H97V249H96ZM102 248H104L103 249L104 251L102 250ZM109 248H112V250L109 249ZM257 248H258V250H257ZM162 249H164V250L162 251ZM105 250L106 251L108 250L107 252L109 253L110 256L105 257V254L107 255V252ZM126 250H127L128 253H125ZM85 252H86V256L88 258L86 256H84L85 255ZM101 252H102V256H101ZM169 252H170V255H169ZM249 252L251 253L250 255H248ZM3 253H1L2 256H4ZM183 253L186 254L185 256L188 257V259L185 258V256L183 255ZM253 253L256 254V255L253 256L252 255ZM127 254H129V255H127ZM166 254L168 255V257L166 256ZM177 254L180 255V257ZM234 254H233V256H234ZM238 254L239 255L241 254V256L239 257ZM35 255H36V257H35ZM230 256L232 257L231 254H230ZM154 257L156 258L157 256L155 255ZM163 257L164 258H167V261ZM218 257H219V259H218ZM1 258L3 260L4 257H1ZM10 258H11V260L10 259H8V260L10 262H12L13 261L12 254H11V257ZM31 258L32 259L34 258V259L32 260ZM84 258H86V260ZM123 258H125V259L123 260ZM174 258H175V261H178V262H175L174 263ZM29 259H30V261L28 262ZM76 259H78V260H76ZM110 259H112V260H110ZM114 259H115V261H113ZM121 259L123 260V262H122ZM138 259H137V261H138ZM216 259H218L219 261H222V262H219ZM255 259L256 260H259L257 258H255ZM4 260L7 261L6 259H4ZM128 260H131V261H129V263H128ZM82 261H84L85 263H83ZM87 261L89 263H87ZM259 261H257L258 264H262L264 262V260H262L263 262H261V263ZM134 262H132L131 264H135L136 263V262L135 263ZM141 262H139V264ZM0 263L3 264L2 262H0ZM185 263H186V261H184V263L181 262L180 264H185ZM4 264H13V263L6 262ZM146 264H147V262H146ZM159 264H161V262ZM166 264H169V263H166ZM170 264H172V263H170Z\"/></svg>", "mask_w": 264, "mask_h": 264}, {"label": "bare ground", "instance_id": "obj_2", "mask_svg": "<svg viewBox=\"0 0 264 264\" xmlns=\"http://www.w3.org/2000/svg\"><path fill=\"white\" fill-rule=\"evenodd\" d=\"M63 1H65V0H59V1H56V0H0V58L2 57H4L5 59H7L6 60V65H7V62H8V58H10V62H9V64L10 63H12V65H14L15 64V66L16 65H19V64H21L20 65V67L22 68L21 70H19V68H17L18 66H16L15 68H16V70L15 71H17V74L19 73V72H21L20 73V75L22 74V72L24 71V69L25 68H28L29 67V64H30V66L31 67H29L28 68V70H27V75L30 73L32 76L34 75L35 76V73L37 74V72L38 73H41L42 72V69H43V73L42 74H37L36 76H35V78L36 79H39V80H36V83L39 81V82H41L42 80H43V83H45L44 81L46 80V82L48 83H45V84H43L42 86L40 85V86H38V85H36V87H37V89H36V87H35V78H34V76H33V78L31 77V76H28L29 78L31 77V80L29 79V82L30 81H32V79L34 80V81H32L33 83H31L30 82V85H32L33 87H30V88H33V89H36V90H38V88H39V90L41 91V87H44V85H45V87H44V89H47L46 91H48V92H44L45 90H43L42 91V93L44 92L45 93V95L47 94V93H49L47 96L49 97H46L44 94H42L40 91H36V93L37 92H39V93H35V91H33V89H31L32 90V92H31V90H29V92H28V89H30V88H28L30 85L29 84H26L25 86L26 87H22V91H23V94H27V95H29V94H31V96H33V97H31V98H34V96L35 97H39L40 95H43V97L45 96V98H47V99H49L50 101H47V99H46V101L47 102H49V103H46V104H48V105H46V107H45V109L47 108V111L46 110H44V112H47V113H44L43 111H42V115H44V116H41L40 114V112H39V110H36L35 109V107L34 106H31L33 103L32 102H30V106L28 107L27 106V104H25V103H23V105H22V103L19 101V100H17V98L15 99V97L17 96V94H16V92H18V94H20V88H19V90H18V88L16 89V86L17 87H19V84L17 85V78L19 77V74H18V76L16 75V74H14V73H16V72H12V71H10L11 73H13L14 75H12L9 71H8V73H10L11 75H8V73L6 74L5 73V69L6 68H4V64H5V61L1 58V62H0V101L2 100V99H4L3 100V102H0L2 105H6L5 107L7 108L9 105L8 104H10V105H12V107H11V109L13 108V106H14V108L12 109V111H11V109H9L10 111H11V113H14L13 115H17L16 114V112H18V115L19 114H22V110L21 109H24L25 108V106H27L26 108L27 109H25L26 111H24L23 110V113L25 112H28V115H29V111H30V117L33 115V117H32V119H31V122H30V119L28 120L30 123H28L29 125H30V127H32L31 125H32V123L34 124V123H36V124H34L33 125V128L35 129V127H37L38 128V126H36V125H39V123H41L43 126H44V128H43V126L41 127L40 125V127H41V130H40V127H39V130L38 131H40V132H38V133H36L37 135H36V137L37 138H39L38 136L40 135V138L42 139L41 141L39 140V143L40 142H42L40 145H43L44 144V146L45 145H47V144H53V150L54 151H59V150H61V151H63L64 153H62V152H60L59 154L57 153V152H55V153H57V155L55 154V153H51V155H50V153L48 154L50 157H49V159H51V158H53V157H51V156H53V155H55L54 156V159L56 160V157H57V159L59 160V161H61L60 163H63L61 166L63 167L64 166V169L65 170H63V169H61L62 167H60V169L62 170H59L60 172L58 173L59 175L62 173V176L60 175V176H58V182H61V186H62V190H61V195H60V197H61V203L63 202V200H65V205L64 206H66V205H68L69 207H71V208H73L74 206H77V205H80L81 207H82V203L84 202V200L85 201H90V198H91V196L90 195H92L91 193L92 192H90V193H88V191H91V189L92 190H94V191H96V189L97 188H95V187H97L98 185L96 184V182L98 181H100L101 179H105V176H107L109 173H114V175H118L117 176V178L114 176L113 177V179H118L119 178V176L124 180V178H125V174H127V178H128V175H130L129 177H131V175L132 174H129L130 172H128L127 170H125V169H123V170H125V171H123L122 173H121V170H117V172L115 171V169L114 168H116L115 167V165L117 166L118 164H117V161H118V159H121L122 160V158L125 160V158L127 157V154H126V157L124 158V155H120V156H123L122 158H117L116 160H115V163H114V161H113V163H112V160H114V159H112L111 161L109 160L108 161V157H106L108 154L106 153V161H102L103 160V156L105 155V152H104V155H103V153H102V151H103V148H105V144H106V146H107V144L108 145H110V146H107L106 148H107V150H105V151H107V152H109L110 150L112 151V153L115 155L114 157H118L119 156V154H121L122 153V151L121 152H119V149L118 148H120L121 149V147L120 146H122L123 145V147H122V149L125 147V143L126 142H128V143H126V145L127 144H131V148L129 147V145L127 146V147H129L130 148V150L135 146L136 147V145L138 144H136L135 145V143L136 142H134V140L137 138V136L134 134V132H132L133 133V135H131L130 136V130L128 131V129H130V127L127 129V131H126V129L124 130V128L126 127V125L125 126H123L124 124H121L120 126H118L119 124H118V122H122V121H119V120H121L120 118H118V117H116V115L119 113V112H121V111H119V110H121V107H120V109H119V107H117L116 109H115V107L114 106H117L118 104H116L117 102L119 103V106H122L121 105V103H123V104H125L124 103V101L120 98V96L122 95V94H130V92H132L133 90L135 91L136 90V87L133 89V87L134 86H130V85H132V84H138V83H136V81H135V79L136 78H134V76L136 75V77L140 74H146V75H144V78H143V76L141 75V80H142V78H143V80H144V82H146L145 81V78H146V80H149V79H151V78H149L150 77V75L151 74H154V76L153 75H151L154 79H151V80H149L148 82H153V83H155V82H157L155 79H159V77L162 75V74H164V73H161V75H159L160 73H159V71H162L161 69L164 67V69L167 71V70H169V68L167 67V65L169 66V65H172L173 64V62L174 61H176V63L177 62H179V61H177V60H180L181 61V63H183V61H185L183 64H182V66L180 65V62H179V64L177 63H175V65L176 66H174V64H173V66H172V68H171V66H169L170 67V69H172L173 70V72L175 71V69L177 68V66H179L178 67V69L179 70H182V71H179L178 69L173 73V74H176V72H177V74L176 75H178V71H179V75H182V72H185V71H187V65H188V63H189V61L192 63V61H195V64L196 65H198V64H200V66L203 68V69H201V67H200V69L199 70H204V69H208L209 68V66H210V61L212 60L213 61V58H212V53L213 52H209L210 54H208V55H206V56H203L204 55V52L203 51H207L208 49H205V48H207L205 45H204V42H206V40L205 39H208L209 40V38H213V35H214V32L212 33L211 31V24H210V26H208L209 25V23H205V22H203L202 23V25H204V23L206 24V25H204V27L203 26H199V28H205L204 30H203V32H202V30H200L199 31V29H193V28H191V27H193V25H195L196 26V24H193L192 26L190 25V23L192 22V21H190L189 20V18H188V22L187 23H189V24H187L186 23V21H187V18H186V21H185V17L183 18V20H182V22H180L181 24H176V25H182L183 24V22H184V24H185V27H186V25H189V26H187V29H188V27H190L189 28V30H186L187 31V33H189V32H191L190 30H192V33L190 34L189 33V35H191L190 37H187V36H185V35H183L185 32H183V29H184V31H185V27L182 25V27H183V29H182V27H181V29H182V33H180V32H178L180 29L178 28V27H180V26H175V24H170V22L169 21H166L165 20V18L166 17H168L169 16V13H165V11L163 10V8H164V2H158L157 0H125V4H124V9L122 10V13H121V15H120V19H116V20H118V21H107V22H105V23H97V25L94 27V29L93 30H85V29H83V31H82V34L78 37V38H80V39H82L81 41H79V43L80 42H82V44L81 45H83V43H84V45H86L85 43L87 42V47H86V49L88 48V52L85 54V53H83V54H81V55H79V57L78 58H76L77 59V61H75V59L73 60L72 59V55L70 56V53H69V51H67V50H64L63 49V47H61V44L60 43H58L57 41H56V35L60 32V30H61V28L62 29H64L65 31H62V32H60V34H58V35H61L63 32H67V33H70V30H69V32H68V28H70V26L72 25V27H78L79 26V28H84V26L83 25H81V24H79L78 23V18H79V16L83 13V12H85V11H87V9L89 8L88 7V5H89V3H90V1L91 0H77V3H75V2H73V3H71V4H69V7H66L65 5H67L66 4V2H65V5L63 4L64 2ZM160 1V0H159ZM172 1H174V4H176V6L177 5H179L180 3H181V5L183 6V2H181V1H183V0H172ZM197 1H201V3L204 5V8H205V10H207L208 12H206L205 10V15H206V13H208L209 15H210V12H215V13H217L216 15H219V14H221L222 13V11H220L219 9H216V10H214L215 8H216V0H197ZM158 2V3H157ZM38 3L39 4H41V3H43L42 5L44 6V5H46V6H44L43 8H44V11H48V13L50 12L51 14H52V12L54 11V13L56 12V14H54L53 15V17L51 16H49V19H51L50 21H51V23H49V27L47 28V26H46V29L44 30V31H42V30H40V29H33L32 30V28L33 27H35V24H34V26L32 27V25L31 24H33V21L31 20L32 18H34V17H32L31 16V14H30V12H29V10L31 11L33 8V6H35V5H38ZM68 3H70V2H68ZM119 3V1H114L113 3H111L110 4V8L112 9V10H116L117 9V4ZM39 6V5H38ZM50 6H52V7H50ZM68 6V5H67ZM182 6H179L178 8H180V7H182ZM6 7H7V9L9 10V11H6ZM9 7H11L10 9H9ZM36 7V6H35ZM40 7H42V6H40ZM32 8V9H31ZM43 8L41 9V11H43ZM177 8V7H176ZM160 9V10H159ZM214 10V11H213ZM52 11V12H51ZM29 12V14H28V16H29V18L31 17V19H30V22L28 21V16H27V13ZM39 14V13H38ZM50 14V15H51ZM49 15V14H48ZM55 15H56V17H55ZM34 16V15H33ZM38 16V15H37ZM36 17V16H35ZM39 17V16H38ZM204 17V16H203ZM53 18H55V21H53L54 19ZM205 18V17H204ZM53 19V20H52ZM33 20H36V19H33ZM49 20H45V22L47 23V22H50ZM35 22V21H34ZM44 22V23H45ZM53 22V23H52ZM45 23V24H46ZM54 23H56V24H54ZM53 24V25H52ZM46 25H48V24H46ZM51 25V26H50ZM56 25H57V28H56ZM60 25H62L61 26V28H60ZM64 25H66V26H64ZM68 25V26H67ZM56 29H55V28ZM60 29H59V28ZM66 27H68V28H66ZM173 27H177V29H179V30H176V35H173L172 34V37L171 38H173L174 40H175V37L176 36H178V39H179V44H178V42H176L177 44H175V41H178V40H171V41H174V43H173V47H171L172 46V43H171V41H170V39L171 38H168L167 36H164V37H166L167 39H164V37L163 38H161L163 35H169V33H170V31H171V33L172 32H175V30H173L172 28ZM196 27H198V26H196ZM206 27H210L209 29H210V31H208V29L206 28ZM66 28V29H65ZM58 29V30H57ZM173 31H172V30ZM176 29V28H175ZM206 29H207V31H206ZM54 30H57L58 32H56V31H54ZM67 30V31H66ZM170 30V31H169ZM27 32V31H30V32H32L33 34V36L35 37H31V38H33V39H38L39 41H42V42H44V43H46V44H48L49 45V47H53L52 49H51V51L54 49V47H55V49H54V51L55 52H57L58 51V47L57 46H59V51L56 53V56H55V58L53 57H48L49 55H51V53H49V55L47 54V53H45V55L43 54V55H40V54H35V53H37L36 51H33L34 50V45H33V43H32V41L30 42V44L32 43V45H30L31 47L30 48H32V50H30V48H29V44H28V47H27V39L29 40V39H31L30 37L29 38H27L26 39V37H28V36H26V33H24V32ZM167 31H169V33H167ZM189 31V32H188ZM196 33L197 31V33L196 34H194V32ZM29 32V33H30ZM56 34H55V33ZM179 34H178V33ZM204 32H206V34H207V36L205 35V33ZM208 32V33H207ZM211 32V34H209ZM23 33H24V35H23ZM67 33H65L66 35H67ZM72 33V32H71ZM170 33V34H171ZM182 34V36H180ZM186 34V33H185ZM192 34H193V36H192ZM27 35H28V32H27ZM31 34L29 35V36H32ZM187 35V34H186ZM188 35V36H189ZM210 35V36H209ZM71 36V37H70ZM70 39L71 40H73V34H70ZM144 36V37H143ZM173 36H175V37H173ZM194 36H196V37H194ZM205 36V37H204ZM215 36V35H214ZM23 37H25V39H26V41L24 40V39H22ZM142 37L143 38H145V39H142ZM193 39H192V38ZM199 37V39H200V37H204V42H203V45L205 46L204 47V50H203V45L201 44L202 42L201 41H203L202 39H200L201 41L199 42L201 45H199V43L197 42V39L196 38H198ZM126 39V38H130L131 39V41H125L126 43L124 44V41H123V39ZM177 38V37H176ZM211 38V39H212ZM22 39V40H21ZM119 39H122V41H123V43H122V41H120ZM162 39H164L165 40V43H164V40H162ZM194 39H196V40H194ZM199 39H198V41H199ZM19 40H20V43H16V41H18L19 42ZM24 40V41H23ZM166 40L168 41V42H170L169 44L171 45H168V42H167V44H166ZM21 41H23L22 43H23V45L27 48H25L24 46V48L22 47V43H21ZM30 41V40H29ZM56 41V42H55ZM119 41H120V43H119ZM213 41V40H212ZM211 41V42H212ZM15 42V43H14ZM26 42V43H25ZM16 44V47H18L17 46V44L19 45V44H21L20 46L24 49V50H27V51H20V52H18L19 50H21L22 48L21 47H18V48H16V50L17 49H19L18 51H16L15 53H18V55L17 54H13L14 56L12 57V55L10 56L7 52V50H8V47L9 46H11V44ZM57 43V44H56ZM78 43V44H79ZM122 43V44H121ZM13 44V45H14ZM59 44V45H58ZM127 44H132L133 46H134V51H132V53H133V55L132 56H127V55H124V56H121L120 54L121 53H119L120 52V49L123 47V46H125V45H127ZM57 45V46H56ZM80 45V47L81 48H83V50L85 51V47H83V46H81ZM174 45L176 46V45H179L178 46V48H177V50H176V48L174 49ZM206 45H208V43L206 44ZM150 47V48H149ZM62 48V49H61ZM148 48H149V50H148ZM173 48V50H171ZM216 48H218L217 50H219V48L220 47H216ZM22 49V50H23ZM57 49V50H56ZM61 49V50H60ZM30 50V51H29ZM64 50V51H63ZM89 50H90V52H89ZM176 50V51H175ZM216 50V51H217ZM62 51V52H61ZM28 52V53H27ZM60 52V53H59ZM173 52V53H172ZM203 52V53H202ZM30 53V54H29ZM61 53H63V55L65 54V56L63 57L64 58V60L63 61H65V63H62V62H59V61H61V60H59L58 58H60V57H62L63 55H61L60 56V54ZM131 53V52H130ZM128 54V55H131V54ZM174 53H176L177 55H175ZM172 54H174L175 56H173ZM205 54H206V52H205ZM38 55H40V56H43V57H40V59H39V56ZM57 55H59V57L57 56ZM89 56L88 58H83L84 56ZM243 54H241V56H242ZM8 56V57H7ZM10 56V57H9ZM53 56V55H52ZM68 56H70L71 58H70V60L69 61H67L68 63H66V60H65V58H67ZM82 57V59H79V58H81ZM58 57V58H57ZM123 57H125V59L123 58ZM127 57H130V58H128V59H126ZM36 58L37 59H39V60H41V62L43 63H41L39 60V62H40V64H42L41 65V67H37V65H38V62L36 61ZM49 58V59H48ZM171 58V61H169V59ZM193 58H194V60H193ZM53 59V60H52ZM62 59V58H61ZM67 59H69V57L67 58ZM165 59L167 60L168 59V61L169 62H171V63H169L168 64V62L166 63L167 65L166 66H164V63L166 62L165 61ZM183 59H185V60H183ZM188 59H190L189 61H188ZM59 60V61H58ZM172 60H174V61H172ZM4 63H3V62ZM54 61H57V62H59V64L61 65H64L62 68H61V66L57 63V62H55L56 63V65L54 64ZM75 61V62H74ZM188 61V62H187ZM211 61V62H212ZM239 65H238V67H237V71H238V74H240V75H243V76H239V82L240 83H242L243 82V84H242V87H241V85H240V87L241 88H236L237 86H239V85H237L236 84V87H235V91L237 92V94L236 95H234L233 96V100H237V102L239 103L240 101L242 102L243 100H245V97H246V99L249 97L248 95H250L251 93H253L252 92V88H250V86H248V85H250L249 83H250V81L248 82V78H249V76L247 77V74L248 75H250L251 74V72H254L255 73V69H253V64L252 63H250V61L246 58V57H244V56H242V57H240V59H239ZM77 62V63H76ZM164 62V63H163ZM36 63H37V65H36ZM51 63V64H50ZM187 63V64H186ZM54 64V65H53ZM73 64H78V68H77V72H81L82 74L81 75H83L84 76V78H81L80 76L77 78L76 77V72H75V70H72L71 69V66L73 65ZM186 64V65H185ZM212 64V63H211ZM58 65V66H57ZM66 65H68V66H66ZM213 65V64H212ZM211 65V66H212ZM28 66V67H27ZM44 66V67H43ZM50 66V67H49ZM66 66V67H65ZM186 66V67H185ZM199 66V65H198ZM197 66V67H198ZM43 67V68H42ZM176 67V68H175ZM196 67V68H197ZM41 68V69H40ZM50 68V69H49ZM168 68V69H167ZM199 68V67H198ZM198 68L197 69H193V70H197L198 71ZM29 69H32V70H30V72H28L29 71ZM57 69H59V70H57ZM163 69V71L164 72H166L165 70ZM183 69H186L185 71H183ZM210 69V71H214V75L216 74V72L215 71H217V72H219V75L221 74V73H225L226 71H228V69H227V67L226 66H224V65H221V66H219V69H218V66H215V65H213L212 67H210L209 68ZM8 70V69H7ZM37 70V71H36ZM58 72H57V71ZM61 70V71H60ZM79 70V71H78ZM99 70V72L100 73H106V72H110L111 73V75H113L112 73H114V75L112 76V78H111V80L113 79V77H115V79H113L112 81H111V85L113 84V87H114V85H115V87H114V89L111 87H107V85L105 86V84H109L110 85V83H108V81L106 82V80L107 79H105V83H103L102 82V80L104 79H102V80H99V82H98V80L96 81V80H94V76H95V74H97V71ZM172 70H169V71H172ZM33 71H36V72H34L33 73ZM41 71V72H40ZM47 71H49V76H48V72ZM59 71L61 72L60 74H63V75H60V78H57V74H59ZM70 71L71 72H73L75 75H73V73H72V75H71V73H70ZM162 71V72H163ZM169 71H167L165 74H166V76L168 75V77H170V78H167L165 81H167L169 84L171 83V85H169V84H167L165 81H161L162 79V76H164V75H162L161 77H160V79L158 80V83L160 84V82L159 81H161L162 82V85H156L157 86V88H159V90L157 89V91H164L163 89L165 88V87H159V86H165V85H163V83L164 84H167V85H169L168 87H166L165 88V92L164 93H162V92H160V93H158L157 95H160L161 93H162V95H169V96H166L167 98L169 97V98H171L172 97V95L174 94V93H176L175 92V88H177L176 87V85H178V80L179 79H177V81H176V77L178 78V76H174V75H172V73H170ZM50 72H51V74H50ZM169 72V73H168ZM247 72V73H246ZM25 74H26V72H24ZM23 73V74H24ZM33 73V74H32ZM45 73L47 74V75H45ZM132 73V74H131ZM135 75H134V74ZM139 73V74H138ZM149 73V74H148ZM156 73L158 74L157 76H155L156 75ZM181 73V74H180ZM213 73V72H212ZM80 73H78V75H79ZM172 76H171V75ZM184 74V73H183ZM8 75V76H7ZM43 77H42V76ZM52 75V76H51ZM77 75V76H78ZM85 75H86V77L88 78V80H86L85 81V79H86V77H85ZM149 75V77H145V76H148ZM170 75V76H169ZM218 75V74H217ZM218 75V76H219ZM44 76H46V78H44ZM74 76H75V78H77V79H79L80 78V80L82 81V79H84L83 80V82H85V83H87L88 84V82H89V80H90V85L88 84V87H90V89L88 88V87H86L88 90H91V88H93L92 87V83L93 82H98V83H100V85H102V87L101 86H99V84H97V83H94L95 85L97 84L98 85V90H97V88H93L92 89V91H93V93H94V91H102V90H104V92L102 91V92H100V95H101V97H103V95L104 94H106L110 89H112V90H110V91H112V93L111 94H113V92L115 91H117V90H119V92L120 93H118V91L116 92V93H114L115 95H116V97H117V100H114L115 98H113V97H115V96H113L112 98V100L114 101V102H111V104L112 103H115V104H110L111 106H113L114 108L112 109L113 111L114 110H116V113H112V111L111 110H106V108H104L103 110H106L105 111V113H103V112H101V110H100V113L98 114V113H96V115H92V116H98V117H86V115H84L85 113L87 114V113H89V111H90V113H91V109H92V107H91V109H90V101H89V99L87 98V94H89V92H88V90H86V88H84V86H85V84H83V82H81L84 86H82V84H80V82H79V84H78V86L79 87H77V81H79V80H75V79H73L74 78ZM128 76H131V77H133V78H130V80L131 79H133V81H134V83H131L130 82V80H129V78H128ZM166 76H164L165 78H166ZM218 76H216L215 75V77H218ZM220 76H222V74L220 75ZM17 77V78H16ZM39 77V78H38ZM59 77V76H58ZM105 77V76H104ZM156 77V78H155ZM163 77V78H164ZM171 77H172V79H171ZM174 77H175V81H176V83H175V86L174 85H172V83L173 82H175L173 79H174ZM181 77V76H180ZM179 77V78H180ZM42 78H44V79H42ZM91 78H92V80H93V82H92V80H91ZM127 78H128V82L129 83H126L127 82ZM138 78H139V76H138ZM148 78V79H147ZM245 78L247 79V82H246V80H245ZM40 79H42L41 81H40ZM139 79V80H140ZM60 80V83H58L57 81H59ZM126 82H125V81ZM138 80V81H139ZM153 80H155V82L153 81ZM170 82H169V81ZM260 80V85H264V77H262V79H259ZM102 82V84H101V82ZM137 81V82H138ZM242 81V82H241ZM28 82V83H29ZM110 82V81H109ZM121 83V84H118V83ZM125 82V83H124ZM141 82H143V81H141ZM245 82L247 83V84H245ZM42 83V82H41ZM41 83H37V84H41ZM49 83H53V84H55V86L57 85V88L55 87V90H53L52 89V87L53 86H49ZM50 84V85H51ZM93 84V86H95ZM128 84H130V85H128ZM155 84H157V83H155ZM174 84V83H173ZM239 84V83H238ZM244 84H245V86H244ZM46 85L48 86V87H51V88H46ZM97 85H96V87H97ZM180 85V84H179ZM178 85V86H179ZM103 86H105V88L103 87ZM216 85H215V83H214V85H213V87H215ZM80 87L81 88H83L82 90H79L80 89ZM99 87H101V88H103V89H101V88H99ZM117 87V90L115 89ZM175 87V88H174ZM210 87H211V85H210ZM213 87L211 88V89H209V87H208V90H207V92H209V90H211V91H213L212 89H213ZM27 89V90H25V92H24V89ZM58 88H59V90H60V94H59V91H58ZM161 88V89H160ZM180 87H178V93H176V94H178L179 95V93L181 94V92L179 91L180 89H179ZM234 88V87H233ZM43 89V88H42ZM52 89V90H51ZM101 89V90H100ZM105 89H107L108 91H106ZM133 89V90H132ZM15 90H16V92H15ZM84 90V91H83ZM82 91V92H81ZM85 91H87L86 93L87 94H83V92L85 93ZM134 91H133V93L132 94H135L136 92H137V90L135 91V93H134ZM54 92V94H52ZM56 92L58 93V95H56ZM173 92V94L172 95H170L169 93H172ZM206 92V91H205ZM214 92V91H213ZM227 92V91H226ZM225 91H223V92H221V94H222V96L226 93ZM248 92L250 93V94H248ZM15 93V94H14ZM33 93H35V95H33ZM41 93V94H40ZM104 93V94H103ZM109 94L108 95H110V92H108ZM154 93H156V92H154ZM153 93V94H154ZM228 93V92H227ZM39 94V96H36V95H38ZM50 94H52L51 96H49ZM90 94H92V93H90ZM89 94V95H90ZM95 95L97 94V93H94ZM94 94H92L93 96H94ZM153 94H151V95H153ZM229 94V93H228ZM245 94H248V95H245ZM14 95H16V96H14ZM87 95V96H86ZM98 95H99V92H98ZM107 94H106V96H108ZM155 95V94H154ZM153 95V96H154ZM162 95H160L158 98L156 97V95H155V98L153 99L152 97H150V95L148 94L147 96H148V98H152L153 100H155V99H157L156 101H158L159 100V103H161L160 105V107L163 109V107L164 106H162V104H166V103H172V104H170L169 103V105H175V104H173L174 102H171V101H173L172 100V98H176V97H178L177 95H176V97H174V95H173V97L171 98V101L170 100H168L167 102H166V100L165 101H163V103H162V101L160 102V100L161 99H159V98H166L165 96L163 97ZM183 95V94H182ZM209 95V94H208ZM253 95V94H252ZM252 95H251V97L250 98H252ZM66 96V97H65ZM92 96V97H93ZM105 96V95H104ZM112 96V95H111ZM225 96V95H224ZM226 96H227V94H226ZM229 96V95H228ZM91 96H90V98H92ZM207 97V96H206ZM19 98V97H18ZM147 98V97H146ZM180 99L178 100V98H177V100L176 99H174L175 100V102L176 101H178V104H181V102L179 103V101H182V99L184 98V96H183V98L181 99V95H180V97H179ZM218 98V97H217ZM220 98V97H219ZM241 98H244V99H242V100H240ZM202 99H204V98H202ZM201 99V100H202ZM209 99V100H208ZM249 99V98H248ZM252 99H254V98H252ZM86 100H87V102L89 103V106H88V103L86 102ZM163 100V99H162ZM184 100V99H183ZM205 100V104L206 103H208V105H210V106H212V99H211V97H208L207 98V100L206 99H204ZM211 100V104L209 103V101ZM238 100H240V101H238ZM250 101H251V99H249ZM249 100H246V101H244L243 102V105L245 104L246 105V109H251L252 108V105L254 106L253 108H255V110H257L258 111V105L256 104V106H255V104H253V101H252V103H251V105H249L250 103L248 102ZM4 101H6L5 103H4ZM18 101V102H17ZM116 101V102H115ZM156 101H155V103H156ZM214 101V100H213ZM154 102V101H153ZM152 102V103H153ZM166 102V103H165ZM240 102V104L242 105V103ZM4 103V104H3ZM17 103H18V106L19 107H17ZM86 103H87V105H86ZM151 103V104H152ZM155 103L154 104H152L151 106H152V108L151 109H148V110H151V112L153 113L154 111H152V110H154V109H156L157 110V108L156 107H158L159 106V103L156 105V106H154L155 105ZM247 103H248V106H247ZM25 104V105H24ZM183 104H185L184 102H182V107H180L181 105H175V109H177L178 107L179 108H181L180 110H182V111H184L185 110V108L183 107ZM204 104V105H205ZM214 104H215V101H214ZM240 104H238V105H236V106H238V107H241V110H239L240 108H238V110L240 111V112H238V111H236L237 109H235V110H233V112H235V114L238 116V117H240L239 115H242V117H245V116H243V114L244 113H242L241 111H243V108L242 107H245V106H240ZM169 105L167 104V106H168V108H171L172 110H173V107H169ZM1 106V105H0ZM23 106V107H22ZM107 106H109V105H107ZM177 106V107H176ZM206 107H208L207 106V104L205 105ZM250 106H251V108H250ZM18 108L17 110L18 111H16V109L15 108ZM21 107V109H19ZM31 107H33V109H31ZM86 107H89V108H86ZM153 107H155L154 109H153ZM160 107H158V110H160ZM249 107V108H248ZM96 108V107H95ZM108 108V107H107ZM111 107H109V109H110ZM165 108H167V107H165ZM164 108V109H165ZM179 108H178V112H177V110H175V112H174V110L172 111L171 110V112H172V114L174 115L175 113H179L178 115H176L175 114V116H172V114L170 113V109H168L169 111H165V112H169L168 114H166L165 112H163L164 114H166V118L165 119H167V115H168V117H170V119H167V120H169V121H167V120H165L164 119V117H163V115L161 114V112L162 111H156L155 110V112H154V114H152L150 111V113H146L143 117H147L146 118V120H145V118L144 119H142L144 122H148V123H146L147 125L148 124H150V122L149 121H147V119H149L148 118V116L149 117H151L150 115H153V116H155L156 117V119L158 120H156V119H154L153 121L155 122V121H157V122H159V119L161 118V119H163V121L165 120V121H167V122H169V123H172L173 124V122L174 123H176V120H174V118L176 117H178L177 118V121H180V123L178 122V124H176L178 127H176V125H174V127L175 128H177V133H178V130L179 131H183L184 129L186 130V131H189V129L190 130H194L196 127L194 126L195 124H193L194 122V120L193 121H191V119L189 118V117H185L186 115H188V112L187 111H189L188 109H187V111H184V114H185V116H184V118H183V120H180V119H182L181 117H180V115L182 114L183 115V112L182 111H179ZM234 108H235V106H234ZM8 109V108H7ZM15 109V112H13V110ZM29 109V111H27ZM85 109H89L88 110V112H86V111H84ZM100 109V108H99ZM102 109V108H101ZM161 109V110H162ZM184 109V110H183ZM32 110V111H31ZM36 110V112H39L38 114L36 113L35 114V112H33V111H35ZM97 110H98V108H97ZM96 109H93L92 110V113L94 112V111H96V112H98ZM102 110V111H103ZM118 110V111H117ZM245 110V109H244ZM248 110H245V111H243V112H245V115H247L248 114V112H250V110L248 111ZM255 110H252L251 109V112L250 113H252V111H254L252 114H249V116H251V117H253V115H254V117L256 116V112H255ZM107 111H108V113H107ZM248 111V112H247ZM60 114H59V113ZM109 112H111V113H109ZM115 112V111H114ZM157 112H159V114L157 113ZM174 112V113H173ZM182 112V113H181ZM186 112V113H185ZM31 113H32V115H31ZM54 113H55V115H56V117H55V115H54ZM155 113L156 114H158V115H155ZM237 113H239V115L237 114ZM255 113V114H254ZM54 115V119L52 118V116ZM98 114V115H97ZM120 114V113H119ZM147 114H150V115H148L147 116ZM160 114L162 115V117H160ZM12 115V114H11ZM52 115V116H51ZM82 115H84L85 117H86V120L85 121H87L86 123H85V121H84V124H82L83 123V120L85 119V117L84 116H82ZM87 115H89V114H87ZM121 116H122V114H120ZM169 115H171V116H169ZM192 115L193 114H191V116H190V111H189V116L190 117H192ZM60 116V117H59ZM117 116H119V115H117ZM120 116V117H121ZM194 117H195V115H193ZM248 116V115H247ZM246 116V117H247ZM248 116V117H249ZM82 117H84V118H82ZM157 117H160L159 119L157 118ZM254 117L253 118H245V119H247V121H245V120H241V123H240V121H238L237 120V122L238 123H236L238 126H242L244 123H246V122H248V120H252V119H254ZM262 117V116H261ZM263 117H264V115H263ZM82 118V119H81ZM94 120V122L96 121H100V122H102V125H104V126H102L103 128V130L102 131H99V132H97L96 131V133H94V132H92L93 133V135H95L94 137H93V135H91V134H89L88 132H90L89 131V129H88V127L86 126V125H88L89 124V122L88 121H90V120H92V119ZM172 118V119H171ZM189 120L190 119V121H189V124H188V121H186L187 119ZM241 118V117H240ZM88 119V120H87ZM118 119V122L117 123H114V124H116L115 125V127H114V125L112 124V122H114V120H117ZM153 119V118H152ZM152 119H150L151 121H152ZM186 119V120H185ZM219 118H215V119H213V121L214 120H216V124H214V123H212V122H210L212 119H210L209 120V123H212V125L214 124V125H217L216 126V129L217 130H219V131H217V133H216V131H215V134L214 135H220L219 134V132H223L221 135H225V132H228L229 130H228V127H226V126H228V124L226 123V121L225 122H223L222 121V119H221V121H222V123H223V125L226 123L227 125H224L225 126V128H227V130L226 129H223V131H221L222 130V128H224V126H222V128L220 127L222 124L220 123V120H218ZM241 119H244V118H241ZM170 120H171V122H170ZM224 120V119H223ZM240 120V119H239ZM81 121H82V123H81ZM161 121V120H160ZM163 121H161L159 124H161V126H159V124L158 123H155V124H157V125H152V124H150V125H152L151 127H149V128H152L153 126L155 127L156 126V128L159 126V128L161 129V130H158L159 128H157V130H152L151 129V131H156V133H158V132H163L162 130L163 129H165L164 130V132H166L165 133V135L166 136H169V138H171V135L174 137V134H176V133H172V134H170L169 135V133H170V131H171V128H170V125H172V124H170L167 128H170L169 130H167L166 131V129L167 128H165L164 127V125H166V122L164 123ZM173 121V122H172ZM182 121L186 124V125H188V126H186L184 123H182ZM217 121H218V123H217ZM245 121V122H244ZM91 122V121H90ZM154 122H151V123H154ZM191 122V123H190ZM215 122V121H214ZM244 122V123H243ZM250 122V121H249ZM13 124H17V125H13V127L15 126V127H17L18 126V124H19V122H12ZM12 123H10L11 124V126H12ZM164 123V124H163ZM168 123V124H169ZM181 123L182 124H184V125H181ZM209 123L207 124V125H209ZM10 124H8L9 125V130H7V132H9L8 133V135H9V137H10V135L12 134V133H15V132H22L23 133V131H25V133L26 132H28L27 130H29V128H27V125L28 124H26L25 126H24V124L23 123H20V126H22V127H20L19 126V128H13L14 130H12V128H11V126H10ZM162 124H163V126H162ZM190 124H192L191 125V127L192 126H194V129H191L190 128ZM235 124V125H236ZM239 124H241V125H239ZM29 125H28V127H29ZM82 125H84V126H86V127H83L82 128ZM112 125H113V128H115V129H113V128H111L112 127ZM146 125V126H147ZM150 125H148V126H150ZM111 126V127H110ZM145 126V127H146ZM181 126V127H180ZM185 127V128H182V127ZM197 126V125H196ZM231 126V125H230ZM237 126V127H238ZM116 127H118V128H121V127H124V128H121V130H119V129H117ZM180 127V128H179ZM187 127H189V128H187ZM208 128L207 129H205L206 130V134H213V132H211L210 133V129H214V127L213 126H211V127H209V126H207ZM213 127V128H212ZM25 130H24V129ZM26 128H27V130H26ZM33 128H30L31 130H33ZM43 128V129H42ZM81 128L83 129V130H85V128H86V131H87V133H86V131L85 132H83V134L84 133H86V135L84 136L83 134H82V131H81ZM110 128H111V131H110ZM127 128V127H126ZM148 128V129H149ZM155 128V129H156ZM182 128V129H181ZM193 128V127H192ZM230 128V127H229ZM232 128H234V127H232ZM232 128H230V129H232ZM22 130V131H19V130ZM112 129L114 130V131H112ZM126 132V133H129V137H131V138H133V136L135 135V139L133 140V142H131L130 143V141H128V140H130L129 139V137H128V135L127 136H125L126 135V133L125 132H123V130ZM147 129V128H146ZM181 129V130H180ZM239 129V128H238ZM259 128H255V130L253 131V132H255L256 130H258ZM10 130H12V132L10 131ZM44 130V131H43ZM184 130V131H185ZM197 130H198V128H197ZM224 130H225V132H224ZM233 130V129H232ZM235 130V129H234ZM236 130H237V128H236ZM6 130H4L3 131V134H4V132H5ZM30 131V130H29ZM158 131V132H157ZM183 131V132H184ZM186 131H185V133H186ZM212 131V130H211ZM214 131V130H213ZM239 131V130H238ZM237 131V132H238ZM7 132H6V135L4 134V136H5V141H7L8 139L6 138V137H8V135H7ZM101 132V133H100ZM164 132H163V134H164ZM208 132V133H207ZM231 132H233V131H231ZM230 132V133H231ZM235 133H237L236 131H234ZM239 132H241V134H235V135H240L239 137L238 136H236V137H238L239 139L242 137L243 138V136H241L242 135V131H241V129H240V131ZM238 132V133H239ZM91 133V132H90ZM131 133V134H132ZM155 133V132H154ZM154 133L151 135V137L153 136L154 137ZM155 133V138L153 139V138H149V139H152V141L151 142H148L147 144L145 143V146H144V148L146 147L147 148V145L150 143V146L151 147H148L146 150L147 151H150V152H152V151H155L156 149H153L152 151L151 150H149V148H156L157 147V151L159 150L158 148H160V150L163 152V153H165V150L166 149H170V143H172L173 144V142H171V140H175V139H170V141L168 140V138L166 137H164L163 136V139H162V137L159 135V133L158 134H156ZM184 133V134H185ZM230 133H226V135H230ZM39 134V135H38ZM88 134V135H87ZM181 133L179 132V134L178 135H176L175 137H176V139H177V137H181V135H180ZM232 134V133H231ZM159 135V136H158ZM221 135H220V137H221ZM258 135H261V134H258ZM86 136H88V137H86ZM218 136H216L218 139H221L220 137H218ZM255 136H257V135H255ZM8 137V138H9ZM174 137V138H175ZM186 137H187V139H186ZM215 137V136H214ZM214 138V140H216L217 141V138ZM224 137V136H223ZM222 137V139H224ZM232 137H233V140L234 139H236V137L235 136H233V134H232V136H231V138H230V141H232L231 139H232ZM258 137H260V136H257V138ZM11 138V137H10ZM125 138H128V140H126ZM165 138V139H164ZM182 138H184L183 136H182ZM188 138H190L189 136H188V134L186 133V135H185V138L184 139H186V140H188ZM237 138V139H238ZM241 138V139H242ZM256 137H254V141L257 139H255ZM261 138H263L262 136L259 138V140H262ZM105 140V142H103L104 140ZM123 139H125V142L123 141ZM147 140V141H150V140ZM168 140L170 143H169V145L168 144H166V143H164V140ZM227 139V138H226ZM226 139H224V140H226ZM228 139H229V137H228ZM237 140L239 143H241L240 142V140ZM90 140H92V141H90ZM123 141V143L121 142V141ZM131 140V141H132ZM138 140V139H137ZM11 142V140H8L7 142L8 143H10ZM88 141H90V142H92V146H93V148H94V146H96V144H101L100 145V147H103L102 149L101 148H99V145H97L98 146V149H101L102 151L100 152V150H98L99 152H97V149H96V147L94 148V151H95V156H96V153H97V155H103V156H101V158L100 157H98L102 162H100V160L98 161V159H97V157H95L94 155V157L97 159V161H96V159L95 158H93V160H92V162L91 161H89L90 160V158H88L89 156H90V154L91 153H93L94 154V151H92V149H91V151L89 150V148L90 147H92V146H90L89 147V144H88ZM108 141V142H107ZM122 143V144H118V143H120V142ZM136 141V140H135ZM168 141H165V142H168ZM221 141V140H220ZM219 140L217 141V143L219 142V143H221V144H224L222 141L220 142ZM230 141H228L227 140V142L226 143H230ZM236 141V142H237ZM242 141V140H241ZM6 142V143H7ZM56 142H57V144L58 145H60V147H59V149H58V147L56 148V146L54 147V144H56ZM87 142V143H86ZM104 144H103V143ZM107 142V143H106ZM118 142V143H117ZM257 142H260V141H258L257 140ZM133 143V144H132ZM233 143V144H232ZM230 145H229V147H233V145L235 144V142H232ZM56 144V145H57ZM91 144V143H90ZM102 144H103V146H102ZM116 144H118V145H120V146H118V148H117V145ZM161 145V146H158V145ZM220 144V145H221ZM238 143H236L235 144V146L237 145ZM9 145V144H8ZM57 145V146H58ZM87 145V146H86ZM116 145V148L114 147ZM132 145H134V146H132ZM140 145H141V143H140ZM155 145V146H154ZM157 145V146H156ZM174 145V144H173ZM173 145H171V146H173ZM226 145V144H225ZM224 145V146H225ZM114 148H113V147ZM152 146H154V147H152ZM222 146V148H223V145H221ZM233 147V148H236V147ZM88 147V148H87ZM110 149H109V148ZM142 147V145L141 146H139V144H138V148H141ZM169 147V148H168ZM226 147V146H225ZM224 147V148H225ZM227 147H228V145H227ZM228 147V148H229ZM232 147L230 148V149H232ZM55 148H56V150H55ZM105 148V149H106ZM111 148H113V149H111ZM129 148L126 150V151H130L129 150ZM8 149V148H7ZM58 149V150H57ZM108 149H109V151H108ZM115 149H116V152H115ZM126 148H124V150H125ZM135 150H137L136 148H134ZM171 149H173V147L171 148ZM53 150H51L52 152H54ZM133 150V149H132ZM132 150L130 151L131 152V154L129 153V157L131 158L132 156H136L134 153H136V152H138V150L136 151V152H134L133 153V155H132ZM160 150H159V152H160ZM90 151V152H89ZM117 151H118V153H117ZM126 151L125 152H123V153H126ZM143 151V147H142V150L140 149V152H142ZM147 151H145L144 150V152H142V153H145V155L148 153L149 154V152H147ZM147 152V153H146ZM8 153V154H7ZM111 153V152H110ZM116 153V154H115ZM142 153H139L140 154V156H141V154ZM6 154L8 155V156H6L8 159H9V161L11 160H16V159H14L15 158V156L14 155H11L12 153H10V151L9 152H7L6 151ZM153 154H157V156H158V153H154L153 152ZM152 154V155H153ZM160 154H161V152H160ZM61 155V156H60ZM89 155V156H88ZM111 155V154H110ZM118 155V156H117ZM132 155V156H131ZM143 155V154H142ZM145 155L141 158L139 155H138V157L136 156L135 158L136 159H138L139 161L142 159V160H144V162L146 163H148V164H150V165H148L147 166V163H146V167H148V168H145V169H143V168H139L140 166H142L143 167V163L141 164L140 162H143L142 160L139 162V164H141V165H138L137 166V163H135V166H134V164L133 163H131V164H133L132 166H130V167H128L129 169L131 168V169H134V167L136 168V166H137V168L135 169V170H139V174H137V176H135V177H137L136 179L134 178V176L133 177H131V178H133V179H131L132 181H131V183H130V187L128 186L129 184H126L125 185V180H124V182H122L124 185H125V187L126 188H130L134 193H136V192H138V193H136V194H139V191H140V193H144L145 192V196H146V189L148 188L147 186H145L146 184L145 183H147V185H149V187H150V185H151V181H149L148 179L146 180V177H148L149 178V173H150V175H151V173L153 172V170H151V171H149L150 169L149 168H151V167H153V166H151V163H150V160H149V162L147 161V160H145L147 157H149L148 155H146V158H144L145 157ZM11 156H14V158L12 157V158H10ZM111 156H113V155H111ZM59 157V158H58ZM62 159H61V158ZM103 157V158H102ZM133 157V158H134ZM140 157V158H139ZM150 157H152V156H150ZM148 158V159H151V161L153 160L152 158ZM88 158V159H87ZM113 158V157H112ZM134 158V159H135ZM49 159H47V160H49ZM54 159H52V160H54ZM61 159V160H60ZM91 159H92V154H91ZM127 159H129L128 157L126 158V160L125 161H130V160H127ZM95 160V161H94ZM104 160H105V158H104ZM63 161V162H62ZM94 161V162H93ZM123 161V160H122ZM104 162V163H103ZM108 162H111L112 164H110L112 167H113V172H111L110 170H112V169H110V170H107L106 172H107V174L105 173L104 174V172H105V170H106V168L108 169V166L110 167V165H108L107 163ZM132 162V161H131ZM154 162V161H153ZM119 163V162H118ZM168 164H170V167H171V165H173L174 166V162H173V164H172V162L171 163H168ZM152 165H154V166H156L157 164H152ZM160 165V164H159ZM93 166V167H92ZM97 166V167H96ZM134 166V167H133ZM186 166H188L187 164H185L184 165V167H185V169H186ZM92 168V170L90 169V170H88L89 168ZM118 167V166H117ZM94 168H96L98 171H100V173H99V175H102V174H104L105 176H103L102 178L99 176V175H92L94 172L97 174L98 172H96V171H94ZM139 168V169H138ZM154 168V167H153ZM152 168V169H153ZM156 168V167H155ZM157 168H158V166H157ZM183 168V167H182ZM181 168V169H182ZM191 168V167H190ZM140 169H142L143 171H146L145 173H147L148 171H149V173H147L148 175H146V176H142L141 174H143V175H145V173H143L142 171L140 172ZM147 169V170H146ZM149 169V170H148ZM185 169H183V174L185 175ZM189 169V166L187 167V169H186V172H187V170ZM193 169V168H192ZM192 169H190V170H192ZM85 171H88V173L87 172H85ZM91 172V174H90V172ZM192 171H194V169L192 170ZM82 172V173H81ZM93 172V173H92ZM128 172V173H127ZM137 173H138V171H136ZM136 172H135V174H136ZM76 174V175H74V174ZM85 174V176H88L87 174H89V177H85L84 176V174ZM117 173V174H116ZM119 173H121V174H119ZM181 172L179 171L178 172V174H180ZM188 173L189 174H192V173H190V171L188 170ZM79 174L80 175H83V177L82 176H80L79 177ZM125 176H124V175ZM74 175V176H73ZM91 175V176H90ZM139 175H141L142 177H144V178H142V179H144L143 181H144V186L142 185L143 184V181H142V179H141V177L139 176ZM182 175V174H181ZM123 176H124V178H123ZM154 176H155V174H154ZM154 176L152 177V175H151V179L154 181ZM157 176V175H156ZM155 176V177H156ZM193 175H191V177H192ZM194 176H196L195 175V172H194ZM85 177V178H84ZM91 177H93V179L91 178ZM94 177H97V180H96V178H94ZM101 179H100V178ZM140 177V178H139ZM177 177H180V175L179 176H177ZM190 177V178H191ZM83 178V179H82ZM98 178L100 179V180H98ZM154 178V179H153ZM156 178H158L157 180L155 179V181L157 182H155V184H152L151 185V187H152V189H154L155 188V186L158 184V185H162V183H164V180L163 179H161V177L159 178V177H156ZM183 176H181V178L180 179H182L183 180ZM188 177H187V173H186V179H187ZM197 178H198V176H197ZM84 179H85V181H87V182H85L84 181ZM89 179V180H88ZM107 179V178H106ZM108 179L111 181V179L112 178H109L108 177ZM112 179V180H113ZM139 179H140V181H139ZM186 179H184L185 180V183L187 184V180ZM195 182H197V183H199V184H201V182H199L200 181V179L198 178V180L196 179V178H192ZM218 179H220V178H218ZM96 181L94 184L95 185H93L94 187L93 188H95V189H93L92 187H90V186H92V184L90 185L88 182L89 181ZM127 180H129V179H127ZM126 180V181H127ZM133 180H135L134 182H133ZM145 180L146 181H148V182H145ZM159 180H161V181H159ZM162 180H163V182H162ZM197 180V181H196ZM222 180V179H221ZM220 180V181H221ZM85 182L86 184H84V185H82L83 184V182ZM141 181H142V183H141ZM174 181V180H173ZM194 181L192 182V183H190L191 181H190V179H189V182H188V184H190L191 185V188H190V190H192V192L191 193H193L192 195L194 196L195 194H198L199 192V199L200 200H197L198 198H196V200H197V202H196V200H195V197H192V198H194V204L192 205V206H194V207H192L191 206V208H190V205H189V202H188V198L190 197V196H192V195H190V196H187V198L185 197V199L187 200V201H185V203H183V202H179V201H181L180 199H183L182 197H181V195L183 194V193H178V194H181V195H179L178 196V194H176L175 196H176V200H178L179 198V201H176V203H178V205H180L181 206V209H179L181 212H183L184 211V207H186L185 206V204H186V202H188V204L187 205H189L187 208H185V209H190V210H187V213H189L190 214V212H191V214L192 213H196V212H198L197 210H196V212L194 211V212H192V210H195L196 208H195V206L198 208L199 207V209H201L200 208V206H198L197 205V203L199 202H201L202 200V198H200V195H201V191H197L198 189H196V187H197V185L198 184H194ZM216 181V180H215ZM219 181V182H220ZM223 181V180H222ZM109 182V181H108ZM128 182H126V183H128ZM139 182V184H137ZM160 182V183H159ZM165 182H167V181H165ZM169 182H170V180H169ZM172 182V181H171ZM175 182V181H174ZM184 182V181H183ZM219 182H218V184H217V187H218V185H219ZM121 182H119V184H121L122 186L121 187H123L124 185L122 184ZM136 183V185H138V186H140V184H141V187H137L136 185H134ZM149 183V184H148ZM215 183H217V182H215ZM88 184V185H87ZM131 184L134 186V187H132L131 186ZM186 184L184 185L185 187H186ZM224 184V182L221 184V185H223ZM89 186L90 188H89V190H85L86 188H83V186H85V187H87V186ZM118 184H116V186H117ZM190 185L188 186V187H186V189L188 188L189 189V187H190ZM0 186H2V184H0ZM4 186V185H3ZM120 186V185H119ZM119 186H117L116 188H114V187H111V188H113L114 190H110L109 191V193H111V195L110 196H112L111 197V200H110V196H109V193H107L106 194V196H104V195H102L101 194V196H103L104 197V200H105V202L104 203H106V204H104V203H102L101 201V199L100 200H98L99 202H101V203H99V205L96 203V201H95V207H98V206H105L106 208H107V202H108V204H109V201H115L114 199H117V200H120V197L124 194L125 195V197H126V201L125 200H123L122 199V201L124 202H126V204H122V201L120 200V201H118V202H116L117 203V205H115L116 203L115 202H110V207L108 206V208H107V210H111V209H109V208H111L112 207V211H114L115 209L114 208H117L116 209V211H118L119 212V210H121V212H119V214H120V216L122 215V214H127V213H129V212H131V211H133L132 210V208H133V205H135V204H133L132 203V201H134V199L133 198H131L132 197V195H131V197H130V195H129V197H130V200H132V201H127L128 200V194H132V192H131V190H125V187H123L124 188V191H123V189L121 188V187H119ZM145 188H143V187ZM198 186H201V185H198ZM135 187H137V188H135ZM184 187V188H185ZM1 188V187H0ZM4 187H2V189H3ZM88 188V187H87ZM119 189V191H120V193H121V195H120V193L118 192V194L116 193V194H114L115 192H117L118 191V189ZM139 188V189H138ZM143 188V191L141 190ZM178 188V187H177ZM176 188V192H178L180 189H177ZM183 188V189H184ZM201 188V187H200ZM255 188V187H254ZM5 189H7V188H4L3 189V191L5 190ZM117 189V190H116ZM122 189V190H121ZM137 189V190H136ZM152 189L150 188V190L152 191ZM161 189V188H160ZM182 188H181V190L182 191H185V190H183ZM187 189V190H188ZM255 189H259V188H255ZM255 189H253V190H255ZM8 190V189H7ZM7 190H6V192H7ZM98 190V189H97ZM180 190V191H181ZM190 190H188V192L190 191ZM201 190V189H200ZM3 191H1L0 193H2ZM94 191H93V195H95V194H97V193H94ZM127 191V192H126ZM129 191L131 192V193H129ZM148 191H149V188H148ZM154 192L155 191H157L158 193H155L156 195L157 194H159V192H160V190H159V188L157 189V186H156V190L154 189L153 190ZM153 191H152V194H154L153 193ZM85 192H87L88 193V195H86V193ZM97 192V191H96ZM113 192V193H112ZM124 192H126V193H124ZM185 192H187V191H185ZM4 193H5V191H4ZM128 193V194H127ZM151 193V192H150ZM150 193H147V194H150ZM113 195H120V197H114L113 198ZM123 195V196H124ZM127 195V196H126ZM141 196H142V194H140ZM140 195H138V196H140ZM185 195V193L183 194V196ZM107 196H109V198L107 197ZM122 196V197H123ZM133 196H136V195H134L133 194ZM143 196H144V194H143ZM153 196V195H152ZM152 196L150 197V195H148V199H147V197L145 198V200L147 201V200H151V198H152ZM175 196H174V198H175ZM186 196V195H185ZM196 196V195H195ZM93 197V196H92ZM107 197V199H105ZM121 197V198H122ZM125 197H124V199H125ZM198 197V196H197ZM119 198V199H118ZM139 199V198H138ZM140 199H141V197H140ZM140 199L138 200V203H139V201H140ZM191 199V198H190ZM189 199V200H190ZM92 200H94V198L92 199ZM136 200V199H135ZM143 200L144 199H141V202H143ZM137 201V200H136ZM146 201H144V203L146 202ZM182 201H184V200H182ZM192 201V200H191ZM91 202V201H90ZM119 202H121V204L123 205L121 208L119 207ZM124 202V203H125ZM132 203V205L131 204H129V203ZM140 202V203H141ZM89 204V206H87V204ZM137 203V204H138ZM139 203V204H140ZM143 203V204H144ZM147 203V202H146ZM145 203V204H146ZM180 203V204H179ZM181 203H183V205L181 204ZM192 203V202H191ZM198 203V204H199ZM93 203H88V202H85V205L87 206V207H90V210H91V206L90 205H92ZM101 204V205H100ZM104 204V205H103ZM114 206H113V205ZM120 204V205H121ZM127 204L129 205L128 206V208L127 207H125L124 208V206H127ZM142 204V205H143ZM149 204V203H148ZM71 205V206H70ZM72 205H74V206H72ZM84 205V207L85 208H87L86 206ZM98 205V206H97ZM107 205V206H106ZM132 206V208H131V206ZM142 205H138V206H142ZM152 205V204H151ZM150 205V206H151ZM201 205V204H200ZM44 206V205H43ZM115 206H117V207H115ZM180 206H179V208H180ZM182 206H183V208H182ZM0 207L2 208L3 207V205L1 206L0 205ZM81 207H79V208H81ZM84 207H82V208H84ZM94 207V204H93V208H92V210H94V214L96 213L95 211H97V209ZM136 207H137V205H136ZM138 208V209H141V208ZM152 207H154L153 205H152ZM201 207H202V205H201ZM0 208V209H1ZM78 208V207H77ZM95 208V209H94ZM99 208V207H98ZM120 208V209H119ZM122 208H124V209H126L127 211H128V209L130 210V208H131V210L129 211V212H127L126 210H124V209H122ZM3 209V208H2ZM74 209L76 210V216H78L77 218L78 219H80L79 217L80 216H82L83 217V215H86L87 213L85 212V210H82L81 212H85V214L84 213H82L81 214V212H80V209H76L75 207H74ZM100 209V211H101V209H102V211H104V210H106L105 208H99ZM147 209V208H146ZM122 210H124L125 212L124 213H122L123 211ZM135 210V209H134ZM145 210V209H144ZM143 209H141V211L143 212L144 211ZM149 208L147 209V212L149 213ZM202 210H204V208L202 207V209H201V212H208L206 209L204 210V211H202ZM136 211V210H135ZM138 211L139 210H137L136 212H132V213H136L135 215H132L131 213V215L130 214H128L130 217H127V216H124V218H121V220L119 219L118 221L120 222V223H118V221H116V222H114V224L116 223V225L118 224V226L117 227H119V225L122 223V225H123V221H125L126 220V223L124 224V226H126V224L128 225V227H127V229H128V231H126L125 230V227H120L119 229H123V231L121 232V230L119 231L120 233H123L124 231L128 234V235H125L126 233L124 232V235H122V234H120L119 233V236H124V237H121V238H123V239H121V238H119L118 236H117V238L118 239H120V240H122L121 242H123V240H127V241H125V242H123L122 243V245L124 244V243H126V246H125V244L123 245L125 248H127V250H128V248H129V250H130V253L129 254H131V253H134L135 255H138V257L140 258V261H139V259H138V261L139 262H141L140 264H146V262H147V264H159L160 262H161V264H162V261H160V259H158L159 257L158 256H160V255H158V253H165V251H166V253H167V250L169 251H171V249L172 248H174V249H172L173 250V252H175L177 249H178V246H176V242H175V244H173V246H171L170 248L171 249H168V248H166V247H169L170 245H167L168 244V242L166 241V239H165V237L163 236V235H161V236H157V234H155V232H156V230L155 229H153L152 227H155V225L157 224L156 222H157V220H156V222L154 223L155 225L153 226V222L152 221H150V219H152V220H154L152 217L150 218L149 216H147L148 214H145L147 217L146 218H149V223H151L150 224V228L149 227H146L148 224H146V225H142L143 227H145V228H143V230H142V227H141V224H143L144 222H143V220L141 219V215H142V213H141V215L139 216L138 215ZM141 211H139V212H141ZM155 213H156V211L155 210H153ZM188 211H190V212H188ZM200 211V210H199ZM1 212L3 213V211L1 210ZM0 212V213H1ZM92 212V211H91ZM90 211H88V216L91 214L93 217H95V215L96 214H99L100 212L98 211V213H96L95 215H93V212L91 213ZM154 212H152L153 214H154V216H155V213ZM158 212V214L156 215L157 217H158V215H159V211H157ZM166 212V211H165ZM180 212V213H181ZM185 213H186V210L184 211ZM183 212V213H184ZM201 212H199V214H201ZM244 212V211H243ZM241 213V215H243V216H241L240 214H238V217H239V215H240V217H241V224L238 222V224H236V223H233L234 225L236 224V225H240L239 227H237V226H235L237 229H236V231H235V235H234V233H233V231L231 230V228H230V230L232 231L231 233H230V235L233 233V235L232 236H234V239H233V237H232V242H234L233 240H235L236 239V234H237V236L238 235H240V234H243V236L246 234V228L248 229L249 228V226L247 227V225H249V224H256V222L255 223H253L251 220H253V216H251L250 218H251V220L248 218V216H244V214L245 213ZM80 213V214H79ZM122 213V214H121ZM146 213V212H145ZM162 212H160V214H161ZM185 213L182 215V217H185L186 215H185ZM250 213V212H249ZM103 215L105 214L104 212L102 213ZM166 214H168V216L171 214V213H169V211L168 212H166ZM190 214V215H191ZM199 214L198 215H196V216H192V220H194V217L197 219V220H194L195 222L196 221H199V219L197 218V217H200L199 216ZM230 214V213H229ZM232 214V213H231ZM248 214V213H247ZM3 215V214H2ZM2 215H0V216H2ZM90 215V216H91ZM106 215V214H105ZM150 215L151 216H153L152 214H151V212H150ZM163 215V214H162ZM172 215V214H171ZM185 215V216H184ZM193 215V214H192ZM208 215V213L207 214H203V216H204V218H205V216H207ZM227 215H228V213H227ZM226 215V216H227ZM235 214H233V216H234ZM249 215H251V213L249 214ZM88 216H86V217H83L84 219H87V220H84V221H87V223H88V225L90 224V225H93L94 227L96 226V223H97V227H101V225H102V229L101 230H103V228H106V225L103 223L104 221L106 222V220H107V218L106 217H103V216H96V220L98 221H96V222H93V220H95L92 216H91V218L90 219H92V220H90L92 223H94V224H92L90 221H89V217ZM153 216V217H154ZM166 215H164V217H165ZM187 216H188V214H187ZM187 216L185 217V218H187ZM202 216V215H201ZM233 216L231 215V217L233 218ZM258 216V215H257ZM256 216V217H257ZM260 216V215H259ZM81 217V218H82ZM97 217H103V219L105 218V220L104 221H101V220H103L102 218H100L99 220L97 219ZM126 217V218H125ZM207 217H209V216H207ZM228 217V216H227ZM236 217H237V213H236ZM243 217V218H242ZM1 218V217H0ZM16 218V217H15ZM14 218V219H15ZM77 218H76V220H77ZM82 218V219H83ZM142 218H143V216H142ZM159 218V217H158ZM161 218H163V216H161L160 215V218L158 219L159 220V223H161V221L160 220H162ZM170 219V217H165V218H163V220H162V222H164V220H165V222H166V220L167 219ZM229 218V217H228ZM232 218H230V219H232ZM13 218L11 219V220H14ZM81 219V220H82ZM125 219V220H124ZM145 219V218H144ZM168 219V220H169ZM191 219H189L188 220V218L186 219V220H188V221H186L187 223L188 222H190L191 221ZM202 219V217L200 218V220ZM206 219V218H205ZM208 219V218H207ZM234 219V218H233ZM238 219V218H237ZM254 219H257V218H255L254 217ZM260 219H261V216H260ZM81 220H78L79 221V223H81V224H84L83 226L84 227H87V229L89 230V231H87V233L88 234H91V232H92V234L94 233H96V231L95 230H97L98 232H99V229L97 228H94L95 230H93L92 228H93V226H85V222L84 221H82L81 222ZM123 220V221H122ZM167 220V221H168ZM170 220H172V219H170ZM169 220V221H170ZM229 220V219H228ZM89 221V222H88ZM128 221V222H127ZM168 221V222H169ZM173 221V220H172ZM194 221L192 222V223H194ZM230 221V220H229ZM235 221H236V219H235ZM238 221H240V219H238ZM254 221V220H253ZM258 221V220H257ZM262 221V220H261ZM7 222H11V221H9V220H7ZM102 222V223H101ZM174 222V221H173ZM200 222V221H199ZM233 222V221H232ZM231 222V223H232ZM263 222V221H262ZM13 222H11L10 224H12ZM99 223H101L100 225H98ZM145 223H147L146 221H145ZM144 223V224H145ZM175 223V222H174ZM228 223H230V222H228ZM103 224L105 225V227L103 226ZM162 224V223H161ZM161 224H157V225H160V228H162V230L164 229V233L167 235L168 233H166V232H169L168 230H174L173 228H174V226H175V224L171 227V226H168V224H167V222L166 223H164V224H162V226H161ZM170 224H172L171 222H170ZM190 224V223H189ZM196 224V223H195ZM199 224V223H198ZM260 224H261V222H260ZM259 224V225H260ZM4 225H6V223L4 224ZM7 225H9V223H7ZM6 225V226H7ZM116 225H113L112 224V227H114V226H116ZM167 225V226H166ZM11 225H9L8 227H10ZM138 226V227H137ZM229 226H230V224H229ZM252 226V225H251ZM256 226V225H255ZM261 226H263V224L261 225ZM261 226H259V229H262V230H259V231H263L264 229L263 228H261ZM3 227H5V226H3ZM2 227V228H3ZM8 227H6L7 229H5L4 228V230L6 231V230H8L9 228ZM111 227V226H110ZM132 227H134L133 228V231L131 230V228ZM140 227V228H139ZM164 227H166V228H164ZM170 227V228H172V229H168V228ZM227 227H228V225H227ZM258 227V226H257ZM116 228V227H115ZM115 228H113L112 230H114ZM156 228H158V226L156 227ZM159 228V229H160ZM233 228V227H232ZM90 229H92V230H90ZM110 230L111 228H106V230ZM118 229V228H117ZM117 229H115L116 231H117ZM139 229V230H138ZM3 229H2V232L4 233L5 231H4ZM100 230V231H101ZM106 230H104V232H106ZM165 230H166V232H165ZM228 230H229V228H228ZM229 230V231H230ZM252 230V228H250V235H251V232L253 233V231H251ZM161 229L159 230V232L157 231V233L158 234H160L161 232ZM102 232V231H101ZM3 233H1L0 235H4L5 233H7V232H5L4 234ZM162 233H163V231H162ZM88 234L86 235V236H88ZM164 234V235H165ZM172 234V233H171ZM170 234V232H169V235H171ZM247 235V234H246ZM125 236L127 237L126 239H124L125 238ZM252 236V235H251ZM156 237H158L159 239H157ZM162 237H164V239L162 238ZM231 237V236H230ZM246 237H248V236H246ZM116 238V239H117ZM156 238V239H155ZM162 238V239H161ZM239 238H240V236H238V239H236V240H239ZM252 238H253V236H252ZM251 238V239H252ZM86 239V238H85ZM241 239V238H240ZM242 239H243V237H242ZM157 240H159V241H157ZM163 240V241H162ZM164 240H165V242H166V245H165V243L163 244L162 242H164ZM235 240V241H236ZM250 240V238L248 237V240H246V241H249ZM118 241V242H117ZM117 241H114V242H116L117 244L118 243H120V241L119 240H117ZM156 241H157V243H156ZM252 240H250V242H251ZM172 243H173V241H171ZM170 241H169V244H171L172 245V243H171ZM228 242V241H227ZM240 242V241H239ZM244 241H241V245H243V247H245L246 249H247V247L248 246H250V244L252 245V243H249V245H247V246H244V244H246L245 242H244V244H242ZM264 242V241H263ZM263 242L261 243L263 246H264V244H263ZM116 243H115V245H116ZM162 243V244H161ZM235 243L238 245V241L237 242H234V245H235ZM248 243V242H247ZM158 244H161V246L163 247V248H165V249H167V250H164V249H162V251L163 252H161L160 250L161 249H159L160 247L158 246ZM179 243H177V245H178ZM229 244H232L231 242H228V246H232V245H229ZM240 244V243H239ZM120 247H121V245L120 244H118ZM118 245L117 246H115L114 248H113V253H112V256L114 257L115 255H117V254H115V255H113L114 253H116L117 252V250L115 249V248H117L118 247ZM164 245V246H163ZM241 245H239L238 246V248H240L241 250H242V252L244 251V250H246L245 248L244 249H242L241 248ZM23 246V245H22ZM91 246V245H90ZM258 246H259V244H258ZM25 246H23V248H24ZM95 247V246H94ZM94 247L93 246H91L90 247V249L89 250H91V248L92 249H94ZM100 246H98V250H100V248H99ZM120 247L119 248H117L118 249V251H119V253H120V255L118 254V256H117V258L119 257V256H121V255H124V254H122L121 252H123L124 253V247H122L123 248V250L120 252ZM161 247V248H162ZM177 247V248H176ZM232 247H234V246H232ZM235 247L237 248V246L235 245ZM261 247V248H260ZM259 248H260V250H258V248H257V250L259 251V253L257 254V257H255V258H257V259H259V260H256L254 257H253V260L252 261H256V263L258 264V262L257 261H259L260 263L261 262H263L262 260H264V247H262V246H260ZM112 248H109V249H111L112 250ZM96 249H97V247H96ZM104 248H102V250H103ZM108 249V248H107ZM116 250V252H115V250ZM88 250V251H89ZM127 250H126V252L125 253H128L129 252V250H128V252H127ZM256 250V251H257ZM86 251V250H85ZM92 252H93V250H91ZM96 251V250H95ZM104 251V250H103ZM106 251V250H105ZM108 251V250H107ZM106 251V252H107ZM90 252V251H89ZM100 252V251H99ZM110 252V251H109ZM172 252V251H171ZM172 252V253H173ZM178 252V251H177ZM230 252V251H229ZM241 252V253H242ZM246 252H248V250H246ZM1 253H3L2 251L0 252V262H4L5 260L4 259H6L7 261H5L4 263H6V262H8V263H15V260L16 259H13V257L15 256L14 255V253L15 252H13V253H7V254H9V256L6 258L5 257V253H3V255L4 256H2L1 255ZM111 253V252H110ZM176 253V252H175ZM11 254H12V259H13V261L12 262H10L8 259H10L11 260ZM105 254V253H104ZM129 254H127V255H129ZM134 254H131V255H134ZM180 254V253H179ZM227 254H228V252H227ZM226 253H225V255L224 256H222V260L224 261V263H226V264H249V262H251V260L250 259H252V258H249V260L246 258V254H244V252H243V256H245V258L243 259H240V258H234L237 254H234V256H233V254H232V252H230V254L232 255V257L230 256V254L229 255H227ZM251 253L249 252V254L248 255H250ZM126 255V254H125ZM124 255V256H125ZM134 255V256H135ZM157 256L156 258L154 257V256ZM169 255H170V252H169ZM178 255V254H177ZM183 255L185 256L186 254H184L183 253ZM239 255V254H238ZM253 256H255L256 254H252ZM84 256H86V252H85V255ZM101 256H102V252H101ZM104 256V255H103ZM107 256H110L109 255V253L107 252V255L105 254V257H107ZM133 256V257H134ZM165 256V255H164ZM166 256L168 257V255L166 254ZM172 256L174 257V256H176L175 254L173 255L172 254ZM172 256L170 255V257L172 258ZM179 257H180V255H178ZM182 256V255H181ZM183 256V257H184ZM188 256V255H187ZM241 256V254L239 255V257ZM1 257H4L3 258V260H2V258ZM34 257V256H33ZM35 257H36V255H35ZM34 257V258H35ZM81 257H83L82 255L80 256H78V258H79V260L78 259H76V260H78V261H80V258ZM87 257V256H86ZM121 257H123V256H121ZM126 257V256H125ZM131 257V256H130ZM170 257L168 258V261H169V259H170ZM177 257V256H176ZM238 257V256H237ZM248 257V256H247ZM251 257V256H250ZM14 258H16V257H14ZM33 258V259H34ZM88 258V257H87ZM111 258V257H110ZM115 258V257H114ZM127 258V257H126ZM162 258V257H161ZM164 258V257H163ZM182 258V257H181ZM185 258L186 259H188V257H186L185 256ZM32 259V258H31ZM32 259V260H33ZM85 260H86V258H84ZM113 259V258H112ZM112 259H110V260H112ZM125 258H123V260H124ZM133 259V258H132ZM137 259H136V261H137ZM149 259V260H148ZM156 259V260H155ZM164 259H166V261H167V258H164ZM184 261H186V263L185 264H189L190 263V260H192V259H190V260H188V262H187V260H185L184 258H182ZM181 259V260H182ZM218 259H219V257H218ZM218 259H216V260H218ZM247 259V260H246ZM84 260V261H85ZM106 260V259H105ZM108 260V259H107ZM118 260H119V258H118ZM122 260V259H121ZM123 260H122V262H123ZM135 260V259H134ZM180 261V259H179V262L181 263H184V261ZM221 260V259H220ZM30 261V259L28 260V262ZM78 261H77V263L76 264H78ZM84 261H82L83 263H85ZM113 261H115V259L113 260ZM129 261H131V260H128V263H129ZM135 261V262H136ZM136 262L137 264H139V262ZM164 261L165 260H163V264H164ZM166 262V263H172L173 264V261H170V262ZM193 261V260H192ZM191 261V263L190 264H193V262ZM219 261V260H218ZM132 262H134V261H131V263ZM134 262V263H135ZM175 262H178V261H175V258H174V263ZM219 262H222V261H219ZM3 263V264H4ZM75 263V262H74ZM81 263V262H80ZM79 263V264H80ZM87 263H89L88 261H87ZM92 263V262H91ZM90 263V264H91ZM130 263V264H131ZM135 263V264H136ZM165 263V264H166ZM179 263V264H180ZM195 263V262H194ZM255 263V264H256ZM1 264V263H0ZM28 264H31L30 262L28 263ZM45 264V263H44ZM47 264V263H46ZM86 264V263H85ZM121 264V263H120ZM127 264V263H126ZM176 264V263H175ZM178 264V263H177ZM222 264V263H221ZM252 264H254V263H252ZM262 264H264V262L262 263Z\"/></svg>", "mask_w": 264, "mask_h": 264}]
</instances>
